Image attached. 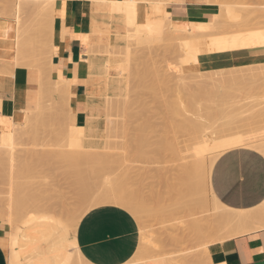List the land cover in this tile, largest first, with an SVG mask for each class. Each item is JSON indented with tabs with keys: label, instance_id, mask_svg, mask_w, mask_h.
Masks as SVG:
<instances>
[{
	"label": "bare ground",
	"instance_id": "1",
	"mask_svg": "<svg viewBox=\"0 0 264 264\" xmlns=\"http://www.w3.org/2000/svg\"><path fill=\"white\" fill-rule=\"evenodd\" d=\"M21 3H19V4H22V3H27V5H28V2L29 1H31V2H35L34 4H32V5H34L35 6V4H39V6L41 5V7L40 8H42L41 9V18L44 20V19H47V22H48V24H47V26L49 25V32H48V30H47V32L49 33V34H51L50 32H51V29H53L52 28V25L54 24H52V22H53V12H54V8H55V3L57 2L56 0H19ZM22 1H24V2H22ZM108 0H102V2L103 3H108L107 2ZM111 1V3H110V5H111V7H112V10H113V12L114 13H118V14H122V15H124L125 17H132L133 15H136V17L138 18V22L139 23H141V27H140V32L139 33H137V37L136 38H134V39H132V38H130V36L129 35H125V37L126 38H124V40H125V44H123V45H115V44H111V43H108L107 45V49L103 46V48H100V46H99V48L100 49H98V54H103V53H101L100 51L102 50V49H104V50H102V52H104L105 51V53L103 54V56L104 57H99L98 55L96 56V54H97V52H96V48H98V47H96L94 50H95V52H93V48H94V46L93 47H91V50H89V48H88V50H89V52L88 53H90V55L91 54H95V60H93L92 61V64H91V72L92 73H94L93 74V77H91V80H90V87H89V91H88V94H89V105H88V114H87V120H86V124L88 123V122H90V121H94V122H96L94 125H91L89 128H87V129H84L83 131H81V132H76V133H71V130H69V128L67 127L68 126V124H67V126H66V124H65V126L63 127L62 126V124H63V122H65V120H63V119H61V120H63V121H60L62 124H61V128H60V124L58 125V123H60V122H58V123H56V125L57 126H59V128L61 129V131L59 132L58 131V136H60V135H62L61 137H59V140L61 141V140H63L64 142H65V144L63 143V145H66L67 143L68 144H70V146H72L73 148H75L74 150L73 149H63V150H61V152H57L59 155L58 156H60V157H62L61 159H63V160H65L66 162H71L70 164H71V167H73V172L72 171H70V170H72V169H66L67 171L69 170L70 171V177L68 176V174L69 173H66V170H65V174L64 175H67L68 177H69V180L70 179H73V178H71V174H73L74 173V167H76L75 168V174L74 175H76L75 176V181L73 182V184L71 183V181H70V185H72L71 186V189H72V192H73V195H75V198H74V196L72 197L75 201H69L68 202V199L67 200H62L61 202L60 201H58V202H60L61 204H62V207H61V204L59 205L60 206V209L61 210H59V208L58 209H56V211L57 210H59V211H62L61 212V215H60V217H61V219L60 220H56V219H53V218H51V219H49V220H51L53 223H55V224H58V226H60L62 229H65V231H66V233H67V235H66V237H61V248H62V250H67V248H69V247H72L73 248V251H76L77 252V254H78V256L76 257V259L74 258V256L73 255H67L68 254V252H67V254L66 253H63V256L61 257V258H59L58 260H56V259H54V257H50V258H46L45 260H44V264H89L87 261H85L84 259H83V257H82V255H81V253L79 252V250H78V248H77V242H76V229H77V226H78V224H79V222H80V220L82 219V217L88 212V211H90L92 208H95V207H98V206H101V205H106V204H112V205H116V206H120V207H123V208H125V209H127L128 211H130L135 217L137 216L139 219H140V221H141V223L143 224L144 222H145V220L146 219H148V218H150L151 220H153V219H155L156 220V218H159V222L157 221L156 223H160L161 224V222L163 223V220H165L167 217V219L169 220L171 217L173 218V220H174V216L175 215H177L178 217H180V215H179V213L181 212V214L183 215L184 214V212H185V214L183 215V216H185V218H186V215H189L190 216V214L192 213H190V211H199V213L201 214V213H205V211H206V208L208 207V205L210 204V200H209V204H207L206 205V203L208 202H206L205 201V199L203 198V191H204V187H205V184H207L208 183V186H209V194H210V199H211V201H212V203L214 204L213 206H215V209H213V210H215L214 212H213V216H214V218H213V220L212 221H210L209 222V224H206V225H203V224H201L200 222H199V220L201 221V219H196V217H195V212L193 213L194 215H192V216H194L195 217V219L194 220H192L191 221V219H192V217L190 218V221H188V220H186L187 221V223H189L190 222V226H189V224H185L184 223V221L182 222L183 224H185L186 225V228H187V226H189V228H185L184 230H185V232H183V229H182V231L181 232H183V236H184V234L186 233V231L189 229V233L187 234V239L186 238H184V239H186V241H190V243L191 242H193V245H194V243L197 245V247L200 249V251L203 249L205 252H207L208 251V249H207V244H209V243H216L217 241H220L221 239H225V237L224 236H226V239L227 238H232V237H235V236H238V235H242V234H244V233H247V232H250V231H252V230H255V229H260V228H264V203L263 204H261L260 206H258V207H256V208H253V209H249V210H233V209H231V208H228L227 206H225V205H223L217 198H216V196H215V194L213 193V191L211 190V187H210V174H211V169H212V166H213V164H214V162H215V160H216V158L220 155V154H222V152H224L225 150H227V148L230 146V142H228V139L233 135V134H231L229 131L232 129V127H233V125H235L237 122H238V119L240 118V117H242V115H241V113L242 112H240V113H238L237 112V108H236V113H238V115L240 116H238V118H237V120H236V118L235 117H237L236 115L237 114H235L234 116H233V114H234V112L235 111H233V114L232 113H229V110H228V108L229 107H231V106H229V105H227V104H224V103H222V104H220V102L218 101V105H217V107H212V108H206V109H204V108H202V107H199L198 106V103H195V104H197V107H195V104H192L191 103V99H188L187 98V100H188V104H189V102L191 103V106L193 105V110H191L192 108H189L190 107V105H189V107H188V105H186V103H185V105H186V107H188V109H189V113H191L190 115H187L186 116V118L184 117L185 115H186V113H185V115H183L182 114V117H184L185 119H183V120H180L179 121V123L178 124H174L173 123V126H172V123H171V126L172 127H174V128H176L175 130L176 131H174L173 130V132H174V135H176V142H173V137L172 138H169L168 136H167V138H169L168 140H166V139H164V140H166L165 142H164V145L166 144V145H168V143L170 144V145H172V143H170V142H173V143H175L173 146H172V151H173V153L176 155V157L177 158H181V159H187V161H185L183 164H182V166H181V168L177 171V173L178 174H176V176H177V182H175V183H178L177 185H175V186H180V187H178V189L176 188V187H174V181H176L174 178H173V176H175V175H173L172 174V179H169V180H172V181H169L171 184L172 183H174L172 186H170L169 187V183L168 184H164L163 182H162V184H164L165 186H167V187H165V186H163L162 188L164 189V187L166 188V190H167V188H168V191H161V188H159L160 186H162V184L160 185L159 184V182L160 181H158V184H159V187H157L158 186V184H157V188L154 186V184H153V187L152 188H144V186L146 185V183H145V185H143L142 187H143V189H145L144 191H147L148 189L150 190H154L153 188L155 187V189H156V191H153V192H155L154 194H153V192L151 193V190H150V196L149 195H147L145 192H141V190H139V192H137V190H135L136 188H140V186L142 185V184H139L140 183V180L138 181V182H135V181H137L136 179H134V177L133 176H131L130 177V175H128V172L125 174L126 176H128V177H126V176H123V177H121L120 175H118V171L121 169L120 168V165L122 164L123 166H121V167H123V170H124V168H126L125 167V164L127 163L126 161V163L124 164L122 161H118V163H120L119 165H117V163H116V156L114 155V157L113 158H115V162L114 163H116V164H114V163H111L110 165H112V164H114V165H112L111 166V168L113 169V171L115 170V168H116V171H117V174L116 175H114V172H116V171H114V172H110L109 174H103V172H102V174H101V170H103L104 168H105V165H104V167H103V164L104 163H102V169L100 170V165H99V168H98V170H100V171H98V173H96L97 171H96V169H92V168H94V167H96L97 168V166H94L93 164L94 163H100V162H104V157H105V155L103 156V154L106 152L107 153V150L106 151H104V150H101V151H104V153H102V152H100V151H95V149H94V151L93 150H91V148L90 149H87V147H86V145H85V143L86 144H89L90 143V139H93L94 137H97V136H99L98 135V131L96 130L97 128H98V125L99 126H101L102 124H105L104 125V128H107V129H110V127L108 126L110 123V126L112 125V123H113V119H111L112 118V116L114 117V116H117V118H118V116H120L119 114H122V113H124L125 115H127V113H129L128 111H130V109H132L133 110V108L135 107V113L136 112H138L139 113V110H138V108H136V105H137V103L139 104V102H142V100H143V98H144V102L146 103V100H145V97H142L143 95L142 94H140V96L142 97H138V98H140L141 99V101L139 100V102H134L133 100H134V98H135V96H133L134 98H133V100H131L132 99V97H130L129 98V100H131V101H133L134 102V104H136V105H134L133 103L131 104V101H129L128 100V98H127V94H129V93H127L126 91H128V89H126V87L129 85L128 84V80H129V78H130V76H131V81H132V77L134 78H137V79H135L136 80V82H137V84L139 83L140 84V86H143L144 85V83L146 82L144 79H143V76H141L142 78L141 79H139V77H136L137 75L136 74H140V72H142L141 70H139L141 67L143 68V65H144V63L145 62H147V60H142L141 58H139V56H138V58L139 59H141L140 61H139V63L140 62H144L143 63V65H141V64H138V63H136V62H138V61H136L135 59L137 58V56H135V59H133L134 60V62H133V64H138V65H140L141 67L138 69L137 67H139L138 65L136 66V64L135 65H132V56H131V53L133 52V50L135 49L136 51H137V48L135 47H133V49H132V46H133V43H140V42H143V41H148V34H152V33H154L153 32V30H154V28L152 27L153 25H157L158 26V29H157V31L158 32H160L161 33V36H162V40H165V43H167L168 45L167 46H169V44H170V40L171 39H174V38H182V39H185V40H187V42H189V40L188 39H190V38H194V37H196V36H198L199 34H201V32H203V34H211L212 33V31L213 30H215V29H218V28H220L221 26H222V23H221V26H220V21L222 20V18H221V20L219 21V17H220V15L219 14H214V15H212L211 16V19H210V21H207V22H203V23H195V22H193V23H189V22H187V21H176V20H174L173 18H172V14L170 13V12H168L166 9H165V12H164V14L162 15V17H161V20H150V21H147L146 19L148 18V17H151V16H153V17H155V11H154V9H153V7L154 6H156V2L157 1H155V0H152L154 3H153V7H152V9H151V11H150V13L148 14L147 13V11H146V18L144 19V20H139V14H140V10L137 12L136 11V8L137 7H141V4H142V2H146V1H148V0H110ZM161 1H166V2H168V0H161ZM169 2H170V0H169ZM30 4V3H29ZM151 4V3H150ZM26 5V4H25ZM21 6V5H20ZM20 6H18V7H20ZM29 6V5H28ZM27 6V7H28ZM31 6V5H30ZM34 6H33V8H34ZM21 8V7H20ZM29 8H31V7H29ZM28 8V9H29ZM35 8H37V7H35ZM27 9V8H26ZM39 9V8H38ZM20 10V9H19ZM30 10V9H29ZM33 10V9H32ZM150 10V9H149ZM21 11V10H20ZM26 12V11H25ZM137 12V13H136ZM136 13V14H135ZM229 13H233L232 11H229ZM20 14V13H19ZM26 14H28V13H26ZM33 13H31L30 14V16L32 15ZM29 15V14H28ZM39 15V14H38ZM231 15H234V14H231ZM17 16H20V15H17ZM249 16V15H248ZM234 17V16H233ZM19 18V17H18ZM154 19H156V18H154ZM251 19V18H250ZM249 19V20H250ZM35 21V20H34ZM31 22H32V20H31ZM92 22V21H91ZM96 22V21H95ZM222 22V21H221ZM20 23H21V21H20ZM34 23V22H33ZM250 23V22H249ZM259 23V22H258ZM258 23H256V24H258ZM36 24V23H35ZM31 25V24H30ZM33 25V24H32ZM46 26V27H47ZM220 26V27H219ZM18 27V26H17ZM22 27V26H21ZM20 27V28H21ZM30 28H31V26H30ZM258 28V27H257ZM18 29V28H17ZM22 29V28H21ZM25 29V28H24ZM35 29H37V27H35ZM45 29V28H44ZM259 29H262V27H260ZM31 30V29H30ZM33 31V34H34V32H36L37 30H34V28L32 29ZM39 30V29H38ZM15 31V30H14ZM24 31H26V30H24ZM54 32V31H53ZM3 33H4V35H6V33H5V28L3 29ZM17 33H18V31H17ZM45 33V32H44ZM43 33V34H44ZM15 33H13V38H14V36H16V35H14ZM31 34V33H30ZM42 34V32L41 33H39V36H42L43 35ZM46 34V33H45ZM36 35H38V33H36ZM47 35V34H46ZM52 35V34H51ZM27 36V35H26ZM30 35H28L27 37H29ZM54 36V35H53ZM233 36H235V35H229V37L231 38V37H233ZM12 37V36H11ZM47 37V36H46ZM46 37H45V35H44V37L43 38H45L46 39ZM51 37V36H50ZM229 37L227 36V37H224V39H225V41H226V38L227 39H229ZM239 37V38H238ZM236 36V38L238 39V40H236V41H232V42H226V44H225V47H224V49L225 50H229V51H235V50H242V49H251V50H255V49H261L262 51H263V53H264V32L262 33L261 31H259V32H255V33H251V34H247V35H242V36ZM1 38V37H0ZM38 38V37H37ZM36 38V39H37ZM40 38V37H39ZM42 38V39H43ZM223 38V37H222ZM235 38V39H236ZM7 39H9L8 37H7ZM12 39V38H11ZM21 39V38H20ZM23 39V38H22ZM24 39H26V38H24ZM31 39H32V37H31ZM34 39V36H33V40H35V42H37V44L40 46V43H41V41H40V43L38 42L39 41V39ZM41 39V40H42ZM44 39V40H45ZM50 39V38H49ZM51 39H52V37H51ZM223 39V40H224ZM232 39H234V37L233 38H231V40ZM43 41V40H42ZM50 41V40H49ZM53 41V40H52ZM166 41H168V42H166ZM220 39L218 40V44L220 43ZM18 42V41H17ZM23 42H24V40H23ZM22 42V43H23ZM29 42V41H28ZM26 44V43H25ZM32 44H33V41H32ZM37 44H36V46H37ZM42 44V43H41ZM43 44H45V42H43ZM43 44H42V48H43ZM49 44V43H48ZM145 44V43H144ZM189 44V43H188ZM217 44V43H216ZM224 44V43H223ZM34 45H35V43H34ZM47 45V44H46ZM89 45V44H88ZM136 45V44H135ZM134 45V46H135ZM143 45V44H142ZM141 45V46H142ZM171 45V44H170ZM17 46V45H16ZM23 46V45H22ZM35 46V47H36ZM122 46V47H121ZM137 46V45H136ZM145 46V45H144ZM144 46H142V47H144ZM181 47V48H179V47ZM178 46H176V49L178 48L179 50L180 49H185V47H183L182 45H178ZM217 46H219V45H217ZM224 46V45H223ZM28 47H29V45H28ZM34 47V46H33ZM34 47V48H35ZM141 47V48H142ZM170 47V46H169ZM173 47V46H172ZM40 48V47H39ZM52 48V47H51ZM138 48H140V46L138 47ZM140 48V50H138L137 52H141V49ZM167 48V47H166ZM173 48H175V47H173ZM173 48H171V50H173ZM202 48H203V51H201L204 55H208V57H205V59H206V61H204V59L203 58H198V59H195V61L197 62H195L194 60H189V64H190V61H193V63L195 64H193V63H191L190 65L191 66H194V67H198L199 69H196V71L199 73V74H201L200 76H196L197 77V79H198V82H197V84H195V85H198L199 86V89L201 88L202 89V91L204 90L203 88H208L209 90H207L206 89V91H205V94H207L208 93V91H209V93H210V95L209 94H207V96L208 97H210V100L212 101H210V100H207V97H206V102L207 101H210L211 103H213L214 101L212 100V97L214 98V95H216L215 93H213V92H210V90L215 86V85H219V83H225L226 81L225 80H228V79H231V78H233V77H228L227 78V74L226 75H224V77H223V75H222V72H225V70L223 71L222 70V72H221V74H219L220 76L218 77V76H216L215 74H212V73H218V72H220L221 70H220V68L222 67H219L220 65H221V63H219L220 61H218L219 60V56H216V54H215V56L214 55H211V54H213V53H217L218 51H217V48H216V46H214V45H209V44H206V45H204L203 47L201 46V50H202ZM41 49V48H40ZM218 49H220V48H218ZM58 50V49H57ZM100 50V51H99ZM134 50V52L132 53V55L134 56V54H136L137 55V52ZM175 50V49H174ZM222 51L221 52H223V47H222V49H221ZM40 51H42V50H40ZM45 51V50H44ZM46 51H48V52H50L49 51V49L48 50H46ZM167 51H169V49L167 48ZM182 52H183V50H181ZM181 51H177L178 53L180 52V54H181V56L183 55L182 53H181ZM199 51V53H200V49L198 50ZM220 51V50H219ZM52 52V51H51ZM100 52V53H99ZM226 52V51H225ZM201 53V54H202ZM42 54V53H41ZM41 54H40V56H41ZM46 54H47V52H46ZM45 54V55H46ZM48 54H50V55H48V58L47 59H51V54L52 53H48ZM53 55V54H52ZM139 55V54H138ZM179 55V54H178ZM47 56V55H46ZM148 56H150V55H148L147 54V57L146 58H151V57H148ZM184 56V55H183ZM42 57V56H41ZM141 57V56H140ZM43 58V57H42ZM52 58H53V56H52ZM153 58V57H152ZM184 58H185V56H184ZM46 59V58H45ZM154 59V58H153ZM186 59V58H185ZM52 60V59H51ZM156 59H154V62H156L155 61ZM187 60V59H186ZM41 61V60H40ZM136 61V62H135ZM148 61H150V59L148 60ZM43 62V61H42ZM47 62V61H46ZM50 62V61H49ZM54 62V61H53ZM112 62H116L117 64L115 65V68H112L113 70H117V75L118 76H122V77H118V78H113L112 80L110 79V78H108L107 76H105L106 75V73L108 74L109 72H110V67H111V63ZM152 63H153V61H151ZM186 62H188V61H186ZM186 62H185V64H186ZM51 63V62H50ZM149 63V62H148ZM48 65H46V66H49L50 64L49 63H47ZM189 64H187L186 66H190ZM147 65V64H146ZM149 65V64H148ZM153 66H151V68L153 67V68H155V70H156V68H159V66L157 67V66H155L154 67V65H156L155 63L154 64H152ZM158 65V64H157ZM160 65V64H159ZM133 66V67H132ZM173 66V65H172ZM171 66V67H172ZM136 67V68H135ZM148 67V66H147ZM250 67H252V66H250ZM43 68H44V66H43ZM48 68V67H47ZM136 69H138V70H136L137 72H135V70ZM149 68V67H148ZM191 68V67H190ZM218 69V70H216V69ZM249 67H247V69H248ZM264 68V67H263ZM145 69V68H144ZM143 69V70H144ZM210 69H212V70H210ZM222 69H223V67H222ZM234 69H236V67H234ZM245 69V68H244ZM253 69V71H257L256 69L257 68H252ZM251 69V70H252ZM258 69H259V66H258ZM45 70H47L46 68H45ZM158 70V69H157ZM159 70H160V68H159ZM163 70V69H162ZM194 70H195V68H194ZM220 70V71H219ZM239 70H242V69H239ZM260 70V69H259ZM259 70H258V72H257V74H255L256 76L259 74V76H261L262 74H260L259 73ZM140 71V72H139ZM144 71H147V72H149L148 71V69H146V70H144ZM152 71V70H151ZM166 71V70H165ZM237 71V70H236ZM247 72H248V70H246ZM245 71V72H246ZM250 71V70H249ZM253 71L252 72H250L249 74H248V77L249 78H251V75L253 76L254 75V73H253ZM261 71V70H260ZM42 72V71H41ZM139 72V73H138ZM146 72V73H147ZM161 72V71H160ZM163 72V71H162ZM167 72H169L168 70H167ZM244 72V71H243ZM245 72H244V74H245ZM246 72V73H247ZM264 72V71H263ZM59 73V72H58ZM136 73V74H135ZM152 73H153V71H152ZM166 73V72H165ZM226 73V72H225ZM251 73H253V74H251ZM43 74V76H41ZM144 74H145V72H144ZM148 74V73H147ZM166 74H168V73H166ZM239 74V73H238ZM38 75V74H37ZM41 75H40V77H43V82L42 81H40L41 83H40V86H41V88L40 89H43V91H42V93H40V96H39V100H40V104H39V106L36 108V109H27V111H17L15 114H14V116H12V117H8V116H3V115H1L0 114V119H2L4 122L6 121L10 126H11V130L9 131H6V130H4L3 128H4V125L3 124H0L2 127H0V128H2V130H3V132H1L2 133V135H0L1 136V141H0V162H2L3 163V167H4V165L7 167V168H5L4 170H6L7 169V171L9 170V172H10V174H9V172H8V175H10V177H8V178H10V181H9V196H8V199H7V202L6 203H4L3 205H2V208H0V222H5L6 224H9V225H14L15 224V222H16V220L19 218V217H21V216H23V215H25V214H27V215H34V213H35V215L37 214L38 215V213H37V210H42V209H44V208H50L49 206H50V204H52V205H56V203L55 202H57V201H55V200H53V199H56V193L55 192H51V194L53 195V194H55V196L53 195V196H51V195H48V194H50V190L51 189H49L50 187H48V185L47 184H45V183H40L41 182V180H40V182H37V180L35 181V174L37 173V172H39V171H37V170H39V163L40 162H38V166L37 165H35L34 163H33V161H32V159L34 160V162H35V159L37 158V160H38V157H40L41 155H40V153L42 152V150L41 151H35V153H36V155L34 156V153L32 154L33 155V157H32V155H29L30 153H28L27 151H26V153H27V155L25 154V159H28V158H26V156L28 157V156H30L31 158H29L27 161H29L30 159V162H32V164H30L29 162L28 163H26L27 161L24 159L23 160V157L24 156H20L19 158H20V160H19V158L16 156L17 155V153H16V146L19 144V142H20V139L22 138L23 139V137H24V135H22L21 136V138H19V134L21 135L22 133H24V130L26 131L27 130V128H31V127H33V126H37V124L39 123V122H44L43 120L45 119V114L47 115V113H46V110L48 109V104H49V101H48V103L45 101V98H47V96H48V94H50V96H51V93H52V99L54 98V96H56V94L57 95H59V98H60V96H61V98H66L68 101H69V99H71L70 98V96H71V91H70V89H71V86H70V80H68V79H66V78H64L63 77V75L60 73L59 74V77H58V79H56V80H52V72H51V68H48V70L46 71V72H42L41 73ZM44 75H47V76H44ZM100 75H102V76H100ZM109 75V74H108ZM132 75H134V76H132ZM149 75H150V72H149ZM153 75H155L154 77H153ZM156 75H157V78L159 77L160 78V80H161V75H159V74H152L151 76H149L150 78L151 77H153L154 79H155V77H156ZM159 75V76H158ZM172 75V74H171ZM193 75V74H192ZM194 75H197V74H194ZM218 75V74H217ZM147 76V75H146ZM187 76V75H186ZM191 76V75H190ZM243 76V75H242ZM258 76V78H261V77H259ZM14 77V76H13ZM163 77H166V76H163ZM172 76H170L169 78H171ZM174 77V76H173ZM245 77H246V80H245V82L246 81H250L249 79L247 80V76L245 75ZM150 78H148V79H150ZM159 78H158V80H159ZM236 78V77H235ZM239 78V77H238ZM254 77H252V79H253ZM26 79V78H25ZM140 80V81H137V80ZM144 80L143 82H141V80ZM146 79V78H145ZM153 79V80H154ZM171 79H173V78H171ZM181 79H184V81L183 80H181ZM237 79V78H236ZM241 79H245V78H241ZM256 79V78H255ZM254 79V80H255ZM263 79H264V77H263ZM15 80V79H14ZM41 80V79H40ZM73 80V79H72ZM135 80H133V81H135ZM150 80H152V78L150 79ZM149 80V81H150ZM157 79H155V83L154 84H157L158 83V87L156 86V88L155 87H153L154 86V84L152 85V83H153V81H150L151 82V88H153L152 89V91L153 92H155V90H161L163 87H166V89L167 88H170L169 87V85H167L168 84V82H167V84L165 83V81L162 79V82H161V84H160V80L158 81ZM174 80V79H173ZM172 80V81H173ZM180 80L184 83H186V81L188 82V83H190V82H192L191 81V77L189 78V76L186 78H181L180 77ZM34 81V80H33ZM74 81V80H73ZM75 81H77L76 79H75ZM130 81V82H131ZM181 81H179V82H181ZM228 81H231V80H228ZM239 81V80H238ZM256 82H257V79L255 80ZM263 81V80H262ZM262 81L260 82L262 85H264V81H263V83H262ZM16 82V81H15ZM30 82V81H29ZM100 82L102 83L103 82V84H102V87H103V89H104V91H103V93H102V95H105L104 96V98L107 96V99L105 98V102H103V106H101V102L97 99V97H96V95H95V93L97 92V88H98V86H99V84H100ZM129 82V83H130ZM157 82V83H156ZM181 82V83H182ZM236 82H237V80H236ZM240 82V81H239ZM259 82V81H258ZM257 82V83H258ZM24 83V82H23ZM31 83V82H30ZM29 83V84H30ZM73 83V82H72ZM141 83H143V85H141ZM164 83V85H162ZM182 83V84H183ZM185 83H184V85H185ZM193 83V82H192ZM34 84H36V83H34ZM137 84L135 85V86H137ZM187 84V83H186ZM228 84H230V83H228ZM247 84V83H246ZM252 84V83H251ZM250 84V85H251ZM256 84V83H255ZM259 84V83H258ZM37 85V84H36ZM147 86V87H144V86ZM145 85L143 86L144 87V89H143V87H141V90H142V93L143 94H145L144 93V91L146 92V90L147 91H149L148 93H152V95L151 96H155L156 95V97L158 96L159 97V94L157 95V94H155V93H157V91L153 94V92H150L151 91V89H149L148 88V84L147 83H145ZM161 85H162V88H161ZM166 85V86H165ZM180 85V84H179ZM183 85V86H184ZM190 85V84H189ZM211 85H212V87H211ZM231 85V84H230ZM241 85V84H240ZM249 85V86H250ZM134 86V87H135ZM139 86V85H138ZM137 86V88H138V90H137V88H136V90L138 91V93H139V91H141L140 90V88ZM160 86V87H159ZM168 86V87H167ZM181 86V85H180ZM190 86H192V85H190ZM190 86H188V88L190 87ZM210 86V87H209ZM221 86V85H220ZM232 87H233V85H231ZM238 86V85H237ZM249 86H248V88H249ZM252 86H253V88H254V85L252 84ZM258 86V85H257ZM86 87V86H85ZM133 87V85H132V83H131V87L130 88H134ZM175 87V86H174ZM185 87V86H184ZM193 87H195L194 86V84H193ZM225 87V86H224ZM239 87V86H238ZM237 87V88H238ZM259 87H260V85H259ZM264 86H262V88H263ZM129 88V89H130ZM135 88L134 89H131L130 91H134L135 90ZM154 88H155V90H154ZM159 88V89H158ZM192 88V87H191ZM191 88H189V90L190 91H192V89ZM230 88V87H229ZM237 88H235L236 90H237ZM247 88V89H248ZM257 88V87H256ZM149 89V90H148ZM165 88H164V90H161V91H166L165 92V94L163 93V95H165V96H167V95H169L170 96V94L168 93V92H170V90L171 91H173V93L175 94L174 95V98L175 97H178V95H181L182 97H183V95L181 94V92H179V94L177 93L178 91H182L183 92V90L182 89H178V91H176V92H174V90H172V89H167L166 90ZM184 89V88H183ZM198 89V88H197ZM216 89V88H215ZM223 89V88H222ZM228 89V88H227ZM261 89V88H260ZM123 90V92H124V95H123V97H122V94L120 93L121 91ZM144 90V91H143ZM217 90V89H216ZM229 90H231V89H229ZM239 90V89H238ZM241 90V89H240ZM249 90V89H248ZM259 90V89H258ZM15 91V90H14ZM132 91V94H130V96L131 95H133V94H136L137 93V91H135V93ZM160 91V92H161ZM211 91H213V89L211 90ZM220 91V90H219ZM251 91L252 90H250L249 91V93L252 95V93H251ZM254 91H256V90H254ZM253 91V92H254ZM260 92L262 91V89L261 90H259ZM259 91H257V93L259 92ZM196 92V91H195ZM194 92V93H195ZM223 92V91H222ZM225 92V91H224ZM228 92V91H227ZM245 92V91H244ZM259 92V93H260ZM54 93V94H53ZM127 93V94H126ZM131 93V92H130ZM141 93V92H140ZM147 93V94H148ZM171 93V92H170ZM173 93H171V94H173ZM189 93H191V92H189ZM204 93V92H203ZM211 93H213L214 95H211ZM259 93L258 94H256V95H259ZM262 93H264V92H262ZM47 94V95H46ZM121 94V97L122 98H116V97H118V95H120ZM126 94V95H125ZM150 94H148V95H150ZM167 94V95H166ZM178 94V95H177ZM192 94V93H191ZM196 94V93H195ZM205 94H204V96H205ZM237 94V93H236ZM239 94H240V92H239ZM248 93L246 92V95H247ZM255 94V93H254ZM115 96V98H113L112 96ZM138 95V94H137ZM162 95V96H163ZM197 95H198V93H197ZM217 95H219V94H217ZM221 95V94H220ZM233 95V94H232ZM249 95V94H248ZM264 95V94H263ZM145 96V95H144ZM168 96V97H169ZM188 96L189 97H191L192 95H190V94H188ZM212 96V97H211ZM223 96H225V95H223ZM240 96H242V94H240ZM49 97V96H48ZM51 97H49L50 99H51ZM109 97V98H108ZM168 97H166L167 99H168ZM182 97L180 98V96H179V98H180V100H183L182 99ZM217 97V96H216ZM226 97H228V96H226ZM237 97H239V95L237 96ZM262 98H263V96H261ZM48 98V99H49ZM160 98H162L163 99V101H165V103H167L168 104V101L166 102V100H164V98L163 97H161L160 96ZM173 98V97H172ZM172 98H169V99H172ZM191 98H193V96L191 97ZM218 98V97H217ZM222 98H224V97H222ZM240 98H242V97H240ZM245 98V97H244ZM260 98V97H259ZM51 99V100H52ZM55 99V98H54ZM66 99H64L63 101H65V103H66ZM154 99H156L155 97H154ZM161 99V100H162ZM194 99L196 100L197 98H195V96H194ZM216 99V98H215ZM226 100L227 99H229V98H225ZM225 99H224V101H225ZM254 99H256V96H255V98ZM253 99V100H254ZM258 99V98H257ZM256 99V100H257ZM56 100V99H55ZM135 100H137L136 98H135ZM137 100V101H138ZM201 100V99H200ZM200 100H198V102L200 101ZM205 99H202V101H204ZM219 100H220V98H219ZM246 100H248V99H246ZM62 101V100H61ZM67 101V102H68ZM158 101H159V99H158ZM176 101H177V103H178V98H177V100H176V98H175V101H173V102H175V103H173L172 101L171 102H169V104L170 105H167L166 104V106H171V103H173L172 104V109H173V111H174V108H175V106H173V105H175L176 104V106H177V103H176ZM197 101V100H196ZM221 101V100H220ZM238 101V100H237ZM240 101V100H239ZM258 101H260V100H258ZM46 102V103H45ZM57 102V101H56ZM86 102V101H85ZM162 102V101H161ZM181 102V101H180ZM184 102V101H183ZM183 102L182 103H180V104H178V106L179 105H181L182 106V104H183ZM186 102V101H185ZM206 102H204V103H206ZM216 102H217V100H216ZM243 102V101H242ZM263 102V101H262ZM2 103V102H1ZM54 104L55 102H50V107H51V104ZM58 103H59V101H58ZM62 103V102H61ZM64 103V102H63ZM87 103V102H86ZM144 103V104H145ZM159 103V102H158ZM157 103V104H158ZM164 103V102H163ZM163 103H162V106L164 107L165 105H163ZM164 103V104H165ZM201 103V102H200ZM203 103V102H202ZM203 103V104H204ZM249 103V102H248ZM264 103V102H263ZM262 103V104H263ZM52 104V105H53ZM57 104V103H56ZM56 104L55 105H53V107L54 106H56ZM144 104L143 105H137V106H140V111H141V107H144ZM148 104V103H147ZM229 104V103H228ZM238 104V103H237ZM261 104V102L260 103H256L254 106H256L257 105V107H259L260 106V112L259 113H261V115L259 114V113H255V115L253 114V116L250 114V113H253L252 112V110H250V109H252V108H250L252 105H251V103H250V107H247L248 108V110L249 111H251L248 115H250L251 117H252V119H255V118H257L258 116V114H259V118L258 119H256V121L258 120V123H259V132H261L262 130H263V125H260V121H264V119H263V117H264V105L263 106H261L260 105ZM2 105V104H1ZM58 105V104H57ZM61 105V104H60ZM66 105V104H65ZM133 105V106H132ZM149 105V104H148ZM147 105V106H148ZM184 105V104H183ZM62 106V105H61ZM64 106V105H63ZM159 106V105H158ZM229 106V107H228ZM240 106V105H239ZM238 106V108H241V107H239ZM49 107V108H50ZM53 107H51V109L53 108ZM57 107H59V106H57ZM56 107V108H57ZM65 107V106H64ZM132 107V108H131ZM159 107H161V106H159ZM159 107H158V109H159ZM171 107H170V109H171ZM180 107V106H179ZM182 107H184V106H182ZM185 107V108H186ZM233 107H234V104H233ZM235 107H237V106H235ZM246 106H244V108H245ZM54 109V111L53 110H50V109H48V110H50L51 112L53 111L54 113L56 112V110L57 109ZM61 108H63V107H61ZM148 108V107H147ZM165 109L167 108V107H164ZM184 108V109H185ZM0 109H1V106H0ZM63 109H65V108H63ZM62 109V110H63ZM150 109V108H149ZM165 109H163L162 108V112H163V110L165 111ZM169 108L168 109H166L167 111L168 110H170ZM171 109V110H172ZM181 108H177V110H180ZM184 109H181L182 111L184 110ZM229 109H231V108H229ZM242 109V108H241ZM240 109V110H241ZM59 110H60V108H59ZM61 110V111H62ZM103 110V111H102ZM143 110V109H142ZM145 110V111H144ZM144 110H143V112H145V113H143L142 111V113L144 114V115H146L147 113V111H146V109L144 108ZM151 110V109H150ZM161 110V109H160ZM170 110V111H171ZM175 110H176V108H175ZM176 110V112L178 113V111ZM180 110V111H181ZM186 111H187V109H185ZM245 110V109H244ZM254 110H256V108H254ZM1 111V110H0ZM66 111V110H65ZM100 111H102L103 113H104V118L106 119V122L105 123H102L101 122V120H97L98 118H97V113L98 112H100ZM164 112V117L167 115V113H168V115H169V111L168 112ZM173 111H171L170 112V114L171 115H174V117H176V119H177V117H178V115L180 114L181 115V113H179V114H176V113H172ZM242 111H243V109H242ZM257 111V110H256ZM255 111V112H256ZM52 112V113H53ZM58 112V111H57ZM60 112V111H59ZM72 112H73V110H72ZM121 112V113H120ZM134 112H131L132 113V115L131 116H133L135 113ZM140 112V113H141ZM175 112V111H174ZM231 112V111H230ZM66 113V112H65ZM102 113V114H103ZM134 113V114H133ZM138 113H136L135 115H136V117H137V119L135 120V121H139V118H140V120H141V116H143V114L141 113V114H139V115H141L140 117H139V115H138ZM187 113H188V111H187ZM188 113V114H189ZM248 112H247V110H246V114H247ZM17 114H19L20 116L17 118L16 117V115ZM49 114H51L50 112H49ZM56 114V113H55ZM60 114H61V112H60ZM68 113H66V115H67ZM166 114V115H165ZM243 114H245V112L243 113ZM52 115V114H51ZM54 115V114H53ZM62 115H64V114H62ZM73 115H74V113H73ZM99 115V114H98ZM129 115H130V113H129ZM128 115V116H129ZM135 115H134V117H135ZM147 115H149V114H147ZM167 115V116H168ZM171 115H169L168 117L169 118H167V119H165L164 118V120L166 121H168L169 119H170V116ZM176 115V116H175ZM247 115V116H248ZM48 116V115H47ZM46 116V118H48V122L49 121H51L52 122V120H49V118L50 117H47ZM58 116V114L56 115V117ZM75 116V115H74ZM84 116H86V115H84ZM123 116V115H122ZM131 116H129L128 118L130 119V120H132V117ZM246 116V115H245ZM246 116V117H247ZM255 116H257V117H255ZM260 116H262V120L260 119ZM53 117V116H52ZM55 117V118H56ZM59 117H60V115H59ZM62 117V116H61ZM64 117H65V115H64ZM98 117H100V116H98ZM131 117V118H130ZM139 117V118H138ZM146 117V116H145ZM149 116H147V122L150 124V121H151V119L150 118H148ZM181 117V118H182ZM234 117V118H233ZM244 117V116H243ZM245 117V118H246ZM249 117V116H248ZM247 117V118H248ZM253 117H255V118H253ZM67 118V117H66ZM117 118H116V121H114V123L113 124H115V122H117ZM143 118L144 117H142V120H143ZM180 118V116H179V119H181ZM50 119H52V118H50ZM58 119V118H57ZM69 119V118H68ZM103 119V118H102ZM127 119V118H126ZM129 119L128 120H126V121H128V122H130V123H125L124 125H130V127H131V125H133V124H131V123H135L134 121L132 122V121H129ZM145 119V118H144ZM176 119H173L174 120V122L176 121ZM250 119V117L248 118V120ZM259 119H260V121H259ZM1 120V121H2ZM115 120V119H114ZM133 120H134V118H133ZM142 120H141V122H142ZM149 120V121H148ZM172 119H171V122L173 121ZM234 120H236V121H234ZM240 120H242V119H240ZM239 120V121H240ZM244 120V119H243ZM247 120V119H246ZM59 121V120H58ZM153 121V120H152ZM151 121V123H153V124H151L152 126L153 125H155L156 126V131L157 132H160V130H164V125L165 124H168L167 123V121L165 122V124H163L164 123V121H163V125L161 126V127H163V128H160L159 129V131H158V129H157V125L154 123V122H152ZM181 121H183L182 123H181ZM4 122H0V123H4ZM54 122V121H53ZM56 122H57V120H56ZM140 122V121H139ZM147 122H145V120H144V122H142L143 124L144 123H147ZM178 122V121H177ZM177 122H175V123H177ZM236 122V123H235ZM7 123H5V124H7ZM22 123H24L23 125V128L22 127H17V128H22V129H19V131L17 132V130L16 129H14V127H16L17 125L16 124H22ZM46 122H44V124H45ZM102 123V124H101ZM170 123V122H169ZM42 124V123H41ZM47 124V123H46ZM55 124V123H54ZM117 124V123H116ZM118 124H119V126L118 127H120V123H119V119H118ZM43 125V124H42ZM41 125V126H42ZM49 125V124H48ZM128 125V126H129ZM145 125V124H144ZM146 125H148V124H146ZM150 125V126H151ZM169 125V124H168ZM8 126V125H7ZM39 126V125H38ZM55 126V125H54ZM56 126V127H57ZM113 126V127H112ZM111 127L112 128H116V125L114 126V125H112ZM134 126L135 127H141L140 126V123H139V125L138 124H134ZM133 126V127H134ZM149 126V125H148ZM40 127V126H39ZM46 127V126H45ZM51 127V129L49 128V127H46V128H49L50 130H52L53 128H52V126H50ZM66 127V128H65ZM130 127H129V129H130ZM169 126H167L166 128H168ZM171 127V128H172ZM26 128V129H25ZM59 128L57 129V128H55L54 127V129H57V130H59ZM68 128V131L66 130ZM111 128V130H113ZM114 128V129H115ZM121 128V127H120ZM147 128H149V127H147L146 126V129ZM153 128V127H152ZM152 128L150 127V129H151V131L149 130V129H147V131L149 130L150 131V133L152 132V134H154L156 131H154L153 132V130H152ZM166 128H165V130H166ZM170 128V127H169ZM170 128V129H171ZM10 129V128H9ZM65 129V130H64ZM119 129V128H118ZM135 129H138V128H135ZM143 129V132L141 131V134H140V136H136V134L135 133H132V134H130L131 136L133 135L134 136V134H135V136L137 137L136 139H138L139 140V137L142 139V142H141V140H140V142H141V145L143 144L144 145V143H145V141H147V138L149 139L151 136H152V134H150V135H148L147 136V134H149V131L148 132H146V131H144V128H142ZM260 129H262V130H260ZM106 130V129H105ZM120 130H122V129H120ZM131 130H132V128H131ZM134 130V129H133ZM132 130V131H133ZM28 131H29V129H28ZM27 131V132H28ZM38 131V130H37ZM36 131V132H37ZM64 131V132H63ZM117 131V130H116ZM115 131V132H116ZM127 131V130H126ZM125 131V132H126ZM137 131V130H136ZM168 131V130H167ZM26 132V133H27ZM39 132H41V131H39ZM53 132H55V131H53ZM107 132H109V130H107ZM114 132V133H115ZM120 132V131H119ZM119 132H116V133H119ZM138 132H139V130H138ZM144 132H146V134L144 133ZM161 132L163 133V134H161ZM159 134H161L162 136H163V138L166 136V135H168V133L166 132L165 133V131H161ZM169 132V131H168ZM170 132H172V130L170 131ZM173 132H172V134H173ZM263 132V131H262ZM43 133V132H42ZM61 133V134H60ZM63 133V134H62ZM113 133V132H112ZM115 133V134H116ZM121 133H123L122 131L119 133V135L121 134ZM142 133L144 134V135H142ZM176 133V134H175ZM256 133H258V132H256ZM36 134V133H35ZM60 134V135H59ZM110 134H111V131H110ZM109 134V136H111ZM128 134V135H127ZM166 134V135H165ZM170 134V133H169ZM179 134H185V135H188V140H187V143H186V145H185V147L184 148H182V147H180L179 146V144H178V142H177V136ZM262 134V133H261ZM260 134V135H261ZM57 135V134H56ZM106 135H108V134H106ZM113 135V134H112ZM118 135V134H117ZM130 136L129 135V133H126L125 134V136ZM141 135L143 136V138H144V136L146 135V140L145 141H143V138L141 137ZM161 135H160V137H161ZM165 135V136H164ZM171 135V134H170ZM39 136H41V135H39ZM38 136V137H39ZM45 136V135H44ZM55 135H53V137H54ZM58 136H56L57 138H58ZM116 136V135H115ZM132 136V137H133ZM172 136V135H171ZM256 136V137H255ZM261 136H263L262 138H261ZM260 136V138H258L259 137V135L257 136L256 134H254L253 135V141H258V143H256V144H254L253 146H246V147H250V148H254V149H256V150H258V151H260V152H262L263 154H264V135H261ZM132 137L130 138V139H132ZM37 138V137H36ZM41 138V137H40ZM44 138V137H43ZM105 138H106V136H105ZM125 138V137H124ZM127 138H129V137H127ZM21 139V140H22ZM56 139V138H55ZM130 139H129V141H130ZM136 139H135V143H138L137 141H136ZM17 140H19V142L17 141ZM51 140V139H50ZM100 140H102V139H100ZM111 140V139H110ZM133 140V139H132ZM132 140H131V142H132ZM172 140V141H171ZM53 141V140H52ZM159 141V140H158ZM167 141H168V143H167ZM17 142H18V144H17ZM45 142V141H44ZM127 142V141H126ZM144 142V143H143ZM148 142V141H147ZM150 142H151V138H150ZM150 142H148V143H150ZM55 143V142H54ZM107 143V142H106ZM148 143H146L147 144V146H149L148 145ZM154 143V142H153ZM161 143V144H160ZM108 144V143H107ZM111 144V143H110ZM134 144V143H133ZM152 144V143H151ZM150 144V145H151ZM163 143H162V139H161V141L159 142V145L161 146ZM118 145V144H117ZM116 145V146H117ZM120 145V144H119ZM118 145V146H119ZM136 145V144H135ZM169 145V146H170ZM139 149L140 148H144L143 146H141V147H139L138 145H136ZM145 146V145H144ZM146 146V147H147ZM152 146H158V142H156V145H152ZM111 147V146H110ZM109 147V148H110ZM115 147V146H114ZM131 147H133V146H131ZM131 147H129V148H131ZM137 147H135L134 146V148H133V150L134 149H136ZM165 147H167V146H165ZM115 148H117V147H115ZM119 149H121V147H118ZM126 148V147H125ZM123 148L124 150H126V152H128L129 154H127V155H125V152H124V156H127L126 158H129V156H131V151H132V153H133V150H131L130 152L128 151L129 150V148ZM156 148L157 147H155V150H156ZM160 148V150L162 149V148H164V147H158L157 149H159ZM167 148H170V147H167ZM222 149V152H220L215 158H213L211 161H210V156H207V155H209V154H212L213 152H215L216 150H218V149ZM80 149H83V151L82 150H80ZM112 149V148H111ZM123 149H121V150H123ZM128 149V150H127ZM141 149V150H142ZM145 149V148H144ZM147 149V148H146ZM145 149V150H146ZM99 150V149H98ZM137 151H135V152H138V149H136ZM151 150H152V148H151ZM163 150H165V152L166 153H168L169 151L168 150H166V148L165 149H163ZM187 151V152H189V154H183L182 152L183 151ZM28 151H31L30 149L28 150ZM113 151V150H112ZM116 151V150H115ZM147 151H148V149H147ZM146 151V152H147ZM153 151V150H152ZM151 151V152H152ZM172 151H170L171 152V155L172 156H170V157H173V154H172ZM31 152H33V151H31ZM40 152V153H39ZM56 152V151H55ZM111 152V151H110ZM114 152V151H113ZM119 152V151H118ZM144 152V151H143ZM145 152V153H146ZM150 152V151H149ZM160 152V153H159ZM163 153H165L164 151H162ZM218 152V151H217ZM39 153V155L40 156H38V157H36L37 156V154ZM109 153V152H108ZM139 153H140V151H139ZM142 153V152H141ZM140 153V154H141ZM144 153V154H145ZM153 153V152H152ZM156 153H157V155H158V157L157 158H160V159H166L165 158V155H162V153H161V151H158L157 152V150H156ZM159 153V154H158ZM41 154H43L42 156H44L45 155V157H41L40 158V160H44V158L46 159V156H48V155H51V154H44L43 152L41 153ZM134 154V153H133ZM137 154V153H136ZM143 154V155H144ZM161 154V155H160ZM108 156H109V154H107ZM112 155V154H111ZM117 155H119V154H117ZM122 155V154H121ZM146 155V154H145ZM148 155V154H147ZM151 155V154H150ZM156 155V156H157ZM54 156H56V155H54ZM53 155H52V158L50 157V156H48V157H50L51 159H53V157H54ZM108 156H107V158H108ZM138 156V155H137ZM156 156L154 157L155 159H153L154 161L157 159L156 158ZM163 156V157H162ZM18 158V163H17V158ZM36 157V158H35ZM142 156L140 155V158H141ZM144 157H146V156H144ZM143 157V158H144ZM166 157H167V155H166ZM175 157V158H176ZM35 158V159H34ZM56 158H57V156H56ZM55 158V159H56ZM118 158H120V157H117V159ZM133 157H131V159H132ZM135 158H137V157H134L133 159L135 160ZM150 159H151V157H149ZM148 157H147V159H146V161L147 160H149L150 161V159H149ZM189 158H192L191 160H189ZM49 159V158H48ZM130 159V158H129ZM130 159V160H131ZM151 159V160H152ZM39 160V161H40ZM47 160V159H46ZM59 160V159H58ZM62 160V161H63ZM119 160V159H118ZM133 160V161H134ZM145 160V159H144ZM16 161V162H15ZM50 161V160H49ZM52 161V160H51ZM15 162V163H14ZM37 162V161H36ZM43 162V161H42ZM42 162H41V165H42ZM44 162L45 163H48V160H47V162L44 160ZM43 162V164L45 165V163ZM53 162V161H52ZM64 162V161H63ZM66 162H64V163H66ZM136 162V161H135ZM18 165H17V164ZM64 163H63V165L60 163V165H62L61 166V168L63 167V166H65L64 165ZM67 164L68 165V167H70V164ZM105 163H106V161H105ZM19 164H20V166H19ZM34 164V165H33ZM50 164V163H49ZM56 164V163H55ZM59 164V163H58ZM17 165V166H16ZM41 165H40V167H41ZM51 165V164H50ZM50 165H48V167L50 166ZM53 165V164H52ZM67 165H66V168H67ZM97 165V164H96ZM43 166V165H42ZM83 166L85 167V166H87L88 168H86V169H89V170H95L94 172H87V171H85L84 169H82L83 168ZM90 166V167H89ZM91 166H92V168H91ZM113 166H119L118 168V170H117V167H115V168H113ZM128 166V165H127ZM17 167V168H16ZM54 167V166H53ZM45 168V167H44ZM59 168V167H58ZM64 169H65V167H63ZM81 168V169H80ZM91 168V169H90ZM111 169V170H112ZM4 170H3V172H4ZM40 170H42V169H40ZM48 170V169H47ZM51 170H54V169H51ZM62 170V169H61ZM79 170V171H78ZM122 169H121V171H123ZM129 170V169H128ZM127 170V171H128ZM78 171V172H77ZM84 171V172H83ZM105 171V170H104ZM120 171V174H122L123 172H121ZM42 172H44V171H42ZM42 172H39L41 175H43L44 176V178H45V173L44 174H42ZM53 172H55V171H53ZM99 172H100V174L101 175H99ZM130 172V171H129ZM5 173H6V171H5ZM38 173V178L39 179H42V178H40L41 176H40V174ZM52 173V172H51ZM163 173H165V172H163ZM13 174H15V179H13ZM49 174H50V172H49ZM53 175H55L54 173H52ZM129 174H131V172L129 173ZM162 174V173H161ZM168 174V173H167ZM175 174V173H174ZM2 175V174H1ZM12 175V176H11ZM160 177H161V175H159ZM4 177H5V175H4ZM12 177V178H11ZM50 177H52V176H50ZM73 177V176H72ZM119 177V178H118ZM130 177V178H129ZM133 177V178H132ZM164 177H166V174H164L163 175V177H161V178H163L164 179ZM171 177V176H170ZM169 177V178H170ZM55 178V177H54ZM127 178H129V179H127ZM176 178V177H175ZM3 179V178H2ZM100 179V180H99ZM166 179H168V177L166 178ZM166 179H164V180H166ZM8 180V179H7ZM125 180V182H127L126 184L124 183V182H122V181H124ZM130 180H132V181H134L135 182V184H136V186H138V184H139V186L138 187H136L134 184H132L131 182H130ZM164 180H162L161 179V181H164ZM47 181V180H46ZM133 185V186H135L134 188H133V186L132 185H130L129 184V182ZM179 181V182H178ZM6 182V181H5ZM57 182V181H56ZM155 183V182H154ZM143 184H144V181H143ZM150 185V184H149ZM149 185H147V186H149ZM146 186V187H147ZM151 186H152V184H151ZM55 187V186H54ZM59 187V186H58ZM160 189V190H159ZM54 190V189H53ZM56 190H58V189H56ZM55 190V191H56ZM158 190V191H157ZM141 192V193H140ZM58 193V192H57ZM148 194H149V191H148ZM153 194V195H152ZM61 195V194H60ZM59 197V196H58ZM57 197V198H58ZM62 199V198H61ZM61 199H59V200H61ZM5 199H3V201H4ZM52 201H54V202H52ZM55 203V204H54ZM71 204V206H72V204H73V206L71 207L70 206V204ZM211 203V204H212ZM58 206V205H57ZM206 207V208H205ZM54 208H56V207H53V210H54ZM214 208V207H213ZM183 209V211H181ZM47 210V209H46ZM45 210V212H49V211H46ZM51 212V215L54 213V211H52V209L50 208L49 209ZM178 210H180L179 212H178ZM209 210V209H208ZM210 210H211V208H210ZM212 210V211H213ZM198 211L196 212V214L197 215H199L198 214ZM53 212V213H52ZM58 212V211H57ZM178 212V213H177ZM186 212H189L188 214H186ZM207 212V211H206ZM177 213V214H176ZM49 214V213H48ZM45 215V214H44ZM50 215V216H51ZM57 216L56 214H53V216ZM52 216V217H53ZM200 216V215H199ZM201 216H204V215H201ZM206 216V215H205ZM58 217V216H57ZM160 217H161V219H160ZM164 217H166L165 219H164ZM170 217V218H169ZM176 217V216H175ZM193 217V218H194ZM209 217H210V215H209ZM209 217H207V219H206V217H205V219L206 220H209L208 218ZM172 218H171V222H172ZM177 218V217H176ZM183 218V217H182ZM201 218V217H200ZM135 219V218H134ZM163 219V220H162ZM204 219V221H205V223H208V221H206ZM211 219H212V216H211ZM48 219H46L45 217H43L42 218V220H40V221H42V222H45V221H47ZM160 220H161V222H160ZM168 220H166V221H164V223H166ZM177 219H175V221H176ZM181 220V218L179 219L178 218V222H177V224H180L179 223V221ZM183 220H184V218H183ZM175 221H173V222H175ZM182 221V220H181ZM136 222V221H135ZM170 222V223H171ZM172 222V223H173ZM175 222V223H176ZM202 222H203V220H202ZM164 223L163 224H159L161 227H162V231L160 230V228L158 227H156L155 229L157 230V229H159V230H157V231H159L160 232V235L162 234L161 232H163V229L165 230L164 231V233L165 232H167V231H169V232H171L170 230L171 229H169V227L172 225V223L170 224H168V225H170V226H168V229H167V225H164ZM180 224V225H182V226H180L178 229H177V227L176 228H174V226H178V225H172L173 226V228L172 227H170V228H172L173 229V231H177V232H175V234L176 235H174L173 234V236H169V234L171 235V233H169L168 232V237H167V239H169V237L171 238V240L169 241V242H171L170 243V245H168L169 244V242H167V246H169L168 248H172V245H173V248H182V247H186V246H181V244H179L180 243V240H181V235H180V237H179V235H178V233L180 232V228H182L183 227V224ZM204 223V224H205ZM152 224H153V222H152ZM155 224V223H154ZM153 224V225H154ZM147 226H150L151 224L149 223V225L148 224H146ZM184 225V226H185ZM28 226L30 227V238H26V239H30L32 242H38V240H39V238H40V235L43 233V228L41 227V225H40V223H39V218H37V216H33V217H30L29 218V220L25 223V224H23L22 226H17V231H16V233L14 234V235H12L11 237H10V254L12 255V261H13V263L14 264H21L23 261H22V259H23V254H24V252L21 250V248H20V246H21V244H22V241H21V236H19V234H21L22 232L24 233L25 232V230L28 228ZM145 226V225H144ZM155 226H157V224H155ZM163 226L164 227H166V229L165 228H163ZM150 227H152V226H150ZM149 227V228H150ZM154 229V228H153ZM180 229V230H179ZM139 230V229H138ZM150 230V232H151V230H152V228H150L149 229ZM148 230V231H149ZM156 230H153V234L154 233H156L157 231ZM179 230V231H178ZM156 231V232H155ZM256 231V230H255ZM144 232V231H143ZM158 232V233H159ZM181 232L179 233V234H181ZM131 233V232H130ZM163 233V236L165 237V239L164 238H158V236L157 235H155L154 234V236H156L157 237V240L158 239H163V241L164 240H167L166 239V235L165 234H167V233H165L164 234ZM174 233V232H173ZM150 234H152V232L150 233ZM178 235V236H177ZM154 236H152V237H154ZM186 236V235H185ZM24 238H25V236H24ZM151 238V237H150ZM9 239V238H8ZM143 241H142V244H147V243H149V241H151L150 239H149V236H147V235H143ZM152 239V238H151ZM225 239V240H226ZM154 240V239H153ZM151 241V242H154V241ZM172 240L175 242V243H173L172 242ZM29 241V240H28ZM159 241V240H158ZM177 241H179V242H177ZM188 241V242H189ZM157 242V241H156ZM184 242V241H183ZM160 242H158V244H156L155 243V245H157L158 247L159 246H162L161 244H159ZM178 243V245H180V247L178 246V247H176V245H174V244H177ZM163 244H165V246H166V241L165 242H163ZM182 244H184V245H186L185 243H182ZM151 245H154V244H150V246ZM155 245L153 246L154 247V249H155ZM28 246V245H27ZM175 246V247H174ZM190 246V245H189ZM38 247V246H37ZM37 247H35L34 248V250L35 249H37ZM153 247L151 248V247H149V248H151V249H153ZM158 247H157V250H159L158 252H156V251H153V252H156V253H154L155 255H153V256H156L155 258H157L160 254H159V252H160V248L158 249ZM193 247V246H192ZM197 247H194V249H195V251H196V249H197ZM26 248V247H25ZM148 248V249H149ZM161 248H163V247H161ZM170 248V249H171ZM187 248V247H186ZM189 248H191V247H189ZM189 248H187L186 250H188ZM141 249V243H140V246H139V249H138V251H137V253L139 252V250ZM150 249V250H151ZM169 249V250H170ZM176 249H175V251H176ZM184 248H182V250H183ZM199 249H198V253L201 255V254H204L205 252H203L202 251V253L199 251ZM156 250V249H155ZM185 249H184V252L186 251ZM190 250V249H189ZM188 250V251H189ZM26 251V250H25ZM28 251V250H27ZM161 251H162V249H161ZM165 251V250H164ZM175 251H173L174 253H175ZM191 251V250H190ZM195 251H194V253H195ZM153 252H152V250H151V253L150 254H148V255H151L152 256V254H153ZM169 251H167V253H168ZM177 252V251H176ZM183 252V253H184ZM187 252V251H186ZM185 252V253H186ZM197 252V251H196ZM71 253V252H70ZM161 253V252H160ZM166 253V252H165ZM163 251H162V257H163V254H165ZM179 253H181V250L179 251ZM192 253V252H191ZM26 254V253H25ZM146 254V253H145ZM159 254V255H158ZM188 254V253H187ZM197 254V253H196ZM199 254H197V256L198 257H196V256H194V258L192 257L191 258V260H192V263H191V260H187L186 258H190V256H188V257H186V258H184V257H182V256H184V255H181V257H180V255H176V253L175 254H168V255H171L170 257H166V258H162V259H153V260H150V261H148V262H146V263H144V264H200V262H201V259L200 258H202V256H204V255H199ZM158 255V256H157ZM186 255V254H185ZM151 256H149V257H151ZM152 256V257H153ZM161 256H159V257H161ZM164 256H166V254L164 255ZM210 256V255H209ZM148 256H147V259L149 258ZM199 258L200 259V262L196 259V258ZM211 258V257H210ZM151 259V258H150ZM193 259H196L195 261H193ZM149 260V259H148ZM211 261V260H210ZM198 262V263H197ZM210 263V262H209ZM125 264V263H124ZM126 264H132V261L130 260L129 262H127Z\"/></svg>",
	"mask_w": 264,
	"mask_h": 264
},
{
	"label": "rangeland",
	"instance_id": "2",
	"mask_svg": "<svg viewBox=\"0 0 264 264\" xmlns=\"http://www.w3.org/2000/svg\"><path fill=\"white\" fill-rule=\"evenodd\" d=\"M102 1V0H101ZM155 1H157L156 2V6H154L153 7V1L152 0H148V1H144L146 4H147V6L150 8V11H151V9H152V7H153V9H154V11H155V17H153V16H151V17H148L146 20L147 21H150V20H161V17H162V15L164 14V12H165V9H166V1H161V0H155ZM204 2H206V3H208L210 6H212L213 8H214V12H213V14L212 15H214V14H219L220 15V17H219V21L221 20V18H222V22L220 21V26H221V23H222V26L220 27V28H218V29H215V30H213L212 31V33L211 34H203V32H201V34H199L198 36H196V37H194V38H190V39H188L189 40V42H187V40H185V39H182V38H174V39H171L169 42H170V44H169V46H167L168 44L167 43H165V40H162V36H161V33L160 32H158L157 31V29H158V26L157 25H153L152 27L154 28V30H153V32L154 33H152V34H148L147 36H148V41H143V42H140V43H133V46H132V49H133V47L135 48H137V51L138 50H140V48L142 47V46H144V47H142L141 49V52L139 51V52H137L135 49V51L137 52V55L136 54H134V56L132 55V53L134 52V50H133V52L131 53V56H132V60L133 59H135V56H137V58L135 59L136 61H140L142 58V60H147V62H140L139 63V61L138 62H136V63H138V64H141V65H143V63H144V65H143V68L140 66V65H138V64H136V66L138 65L139 67H137L139 70H141L142 72H140V74H136L137 76L136 77H139V79H141L142 77L141 76H143V79L146 81H144L143 79L141 80V82H145V83H147L148 84V88L149 89H151V91L150 92H153L152 91V89L153 88H151V82L150 81H153V83H152V85L155 83V79H157L158 80V78L160 77L159 75H161V80H160V78H159V80H160V84H161V82H162V79L165 81V83L167 84V82H168V84L167 85H169V87L170 88H167V89H172V90H174V92H176V91H178V89H182L183 90V92L182 91H178L177 93L179 94V92H181V94L183 95V97L181 96V95H178V97H175L176 98V100H177V98H178V103H177V101H176V103H177V106H176V104L175 105H173V106H175V108H176V110H177V108L179 109V108H181V109H184L185 107H186V105H188V107H189V105H190V107L189 108H192L191 110H193L194 108H193V105L191 106V103L192 104H195V103H198V106L199 107H202V108H204V109H206V108H212V107H217V103H218V101L220 102V104H222V103H224V104H227V105H229V106H231V107H229V108H231V109H229L228 108V110H229V113H232L233 114V111H235L236 110V108H237V112L238 113H240V112H242L241 113V115H242V117H240L239 115H238V113H236V111L234 112V114H233V116L235 115V114H237L236 116L237 117H235L236 118V120H237V118H238V116L240 117L239 119H238V122L236 121V120H234V121H236L235 123V125H233V127H232V129L229 131L231 134H233L229 139H228V142H230L231 144H230V146L227 148V149H229V148H232V147H235V146H253L254 144H256V143H258V141H253V139L256 137H254L253 138V135L254 134H256L257 136L259 135V137L258 138H260V136L261 135H264V121H260V119L262 118V116H260V119H259V121L261 122L260 123V125H263V130L262 129H260V130H262L261 132H259V128L261 127H259V123H258V120L256 121V119H258L259 118V114L261 115V113H259L260 112V106L259 107H257V105L256 106H254L256 103L258 104V103H260L261 102V106H263L264 105V93H262V92H264V87L262 88V86H264V85H262L260 82L263 80L264 81V79H263V77H264V60L263 61H261V62H250V63H247V64H242V65H237V66H227V67H223V69H222V67L221 66H219V67H221L220 68V72H218V73H212V74H215L216 76H220L219 74H221V72H222V70L224 71L225 70V72H222V75H223V77H224V75H226L227 74V78L228 77H233V78H231V79H228V80H231V81H228V80H225L226 82L225 83H219V85L217 84V85H215L212 89H213V91H211L210 90V92H213V93H215L216 95H214L213 93H211V95H214V98L212 97V100L214 101L213 103H211L212 101L210 100V97H208L207 96V94H209L210 95V93H209V91H208V93L207 94H205V91H206V89L207 90H209L208 88H203L204 90L202 91V89L200 88L199 89V86L198 85H195V84H197V82H198V79H197V77L196 76H200L201 74H199L197 71H196V69H199L197 66L196 67H194V66H191L190 64L191 63H193V61H190V64H189V60H194L195 61V59H198V58H200L199 56L201 55V51H203V48H202V50H201V46L203 47L204 45H206V44H209V45H214V46H216V48H217V51L218 52H221L222 50V47H223V52H227V51H229V50H225L224 49V47H225V44H226V42L228 41H230V42H232V41H236V40H238L237 38H236V36L238 37L239 35L240 36H242V35H247V34H251V33H255V32H259V31H261L262 33L264 32V0H203ZM22 2H24V1H22ZM12 3H13V8H14V10H15V12H16V16L17 15H20V16H17V23H9V24H7V25H5V33H6V35H8V36H12L13 37V33H15L14 35H16L17 37L19 36V34L23 37V36H25V35H27V34H29V33H31V36L33 37L34 36V38H37V39H39V43H40V41L42 42V44H43V42H45V44L48 42V40H49V36H50V34L48 33L49 32V25L47 26V24H48V22H47V20H42V18H41V9L42 8H40L41 7V5L39 6V4L37 3V4H35V6L34 5H32V4H34L33 2H31V1H29L28 2V5H27V3H22V4H19V3H21L19 0H12ZM30 3V4H29ZM151 3V4H150ZM21 5V6H20ZM31 5V6H30ZM18 6H20V7H18ZM28 6V7H27ZM33 6H34V8H33ZM29 7H31V8H29ZM35 7H37V8H35ZM27 8V9H26ZM28 8L30 9V12H32L33 14L31 15L33 18H35V21L34 20H32V22H31V20H20L21 19V17L22 16H24V15H26V12H27V10H28ZM39 8V9H38ZM21 11H20V10ZM33 9V10H32ZM140 10V7H137L136 8V11L138 12ZM26 11V12H25ZM229 11H232L233 13H229ZM136 12V13H137ZM20 13V14H19ZM135 13V14H136ZM150 13V12H149ZM39 14V15H38ZM231 14H234V15H231ZM211 15V16H212ZM249 15V16H248ZM211 16H210V18H209V20L208 21H210V19H211ZM234 16V17H233ZM19 17V18H18ZM126 18V20H124V22L126 23V33H125V35H129L130 36V38H132V39H134V38H136L137 37V33H139L140 32V27H141V23H139L137 20H138V18L136 17V15H133L132 17H125ZM154 18H156V19H154ZM251 18V19H250ZM41 19V20H40ZM250 19V20H249ZM20 21H21V23H20ZM34 22V23H33ZM250 22V23H249ZM259 22V23H258ZM36 23V24H35ZM256 23H258V24H256ZM31 24V25H30ZM33 24V25H32ZM18 26V27H17ZM22 26V27H21ZM30 26H31V28H30ZM47 26V27H46ZM22 29H21V28ZM35 27H37V29H35ZM258 27V28H257ZM260 27H262V29H259ZM18 28V29H17ZM25 28V29H24ZM34 28V30H37L36 32H34V34H33V29ZM45 28V29H44ZM31 29V30H30ZM39 29V30H38ZM15 30V31H14ZM24 30H26V31H24ZM47 30H48V32H47ZM17 31H18V33H17ZM42 32V36H39V33H41ZM36 33H38V35H36ZM44 35H45V37H46V39L45 38H43L44 37ZM125 35L123 36V39L124 38H126L125 37ZM229 35H235V36H233L234 37V39H232L231 40V38H233V37H229ZM229 37V39H227L226 38V41H225V39H224V37ZM40 37V38H39ZM223 37V38H222ZM43 38V39H42ZM236 38V39H235ZM239 38V37H238ZM36 39V40H37ZM43 41H42V40ZM45 39V40H44ZM221 40L220 41V43L218 44V40ZM224 39V40H223ZM23 42V40H22V38H21V41H19V44L21 43V44H23L22 43ZM166 42H168V41H166ZM168 42V43H169ZM145 43V44H144ZM189 43V44H188ZM217 43V44H216ZM224 43V44H223ZM123 44H125V40H124V43ZM137 46H136V45ZM143 44V45H142ZM135 45V46H134ZM142 45V46H141ZM178 45H182L183 47H185V49L183 48V49H176V46H178ZM217 45H219V46H217ZM224 45V46H223ZM106 47L108 46V45H105ZM104 46V47H105ZM124 46V45H123ZM140 46V48H138ZM175 47V48H173V47ZM105 47V48H106ZM122 47V46H121ZM169 49V51H167V48ZM179 47V46H178ZM100 48H103V46H100ZM99 47L98 48H96V52L98 51V49H100ZM104 48V49H105ZM171 48H173V50H171ZM179 48H181V47H179ZM218 48H220V49H218ZM104 49H102V50H104ZM107 49V48H106ZM175 49V50H174ZM200 49V53H199V50ZM102 50L100 51L101 53H105V51L104 52H102ZM181 50H183V52L181 51ZM220 50V51H219ZM177 51H181V53L185 56V58L187 59H185L184 58V56L182 55L181 56V54H180V52L178 53ZM99 52V53H100ZM204 52V51H203ZM49 53V52H48ZM135 53V52H134ZM96 54V53H95ZM103 54H98V52H97V54H96V56L98 55L99 57H104L103 56ZM139 54V55H138ZM147 54L148 55H150V56H148V57H151V58H146L147 57ZM179 54V55H178ZM203 54V53H202ZM48 55H50V54H48ZM138 56H139V58H141V59H139L138 58ZM141 56V57H140ZM156 59L155 61L156 62H154V59ZM150 59V61H148ZM141 60V61H142ZM151 61H153V63L151 62ZM186 61H188V62H186ZM133 62H134V60L132 61V65H135V64H133ZM149 62V63H148ZM185 62H186V64H185ZM196 62V61H195ZM194 62V63H195ZM156 64V65H154V67L155 66H159V68H160V70H159V68H156V70H155V68H151V66H153L152 64ZM193 63V64H194ZM197 63V62H196ZM195 63V64H196ZM117 63L116 62H112L111 63V69H110V72L107 74L106 73V75L105 76H107L108 78H110L111 80L113 79V78H118V77H122L121 75L120 76H118L117 75V70H113L112 68H115V65H116ZM147 64V65H146ZM149 64V65H148ZM158 64V65H157ZM160 64V65H159ZM187 64H189L190 66L188 67V66H186ZM194 64V65H195ZM173 65V66H172ZM197 65V64H196ZM149 68H148V67ZM172 66V67H171ZM250 66H252V67H250ZM258 66H259V69L261 70H259L258 69ZM133 67V66H132ZM191 67V68H190ZM234 67H236V69H234ZM247 67H249L248 69H247ZM136 68V67H135ZM145 68V69H144ZM194 68H195V70H194ZM245 68V69H244ZM252 68H257L256 70V72L255 71H253V69ZM134 69V68H133ZM138 69H136V70H138ZM146 70V69H148V71L150 72V75H149V72H147V71H144V70ZM158 69V70H157ZM163 69V70H162ZM216 69V68H215ZM239 69H242V70H239ZM252 69V70H251ZM135 70V69H134ZM135 70V72H137ZM153 71V73L154 74H159L158 76V78H157V75H156V77H155V79L153 78L155 75H153V77H151L152 78V80H150L151 78L149 77V76H151L153 73H152V71ZM166 70V71H165ZM167 70L169 71V72H167ZM210 70H212V69H210ZM216 70H218V69H216ZM237 70V71H236ZM246 70H248V72L246 71ZM250 70V71H249ZM258 70H259V73L260 74H262L261 76H259V74L256 76L255 74H257V72H258ZM47 70H45V71H43V73L44 72H46ZM161 71V72H160ZM163 71V72H162ZM245 72V74H244V72ZM253 71V73H254V75L252 76L251 75V78H249L248 77V74L250 73V72H252ZM138 72V73H139ZM144 72H145V74H144ZM148 74H147V73ZM168 73V74H166V73ZM239 73V74H238ZM253 73H251V74H253ZM172 74V75H171ZM193 74V75H192ZM194 74H197V75H194ZM218 74V75H217ZM147 75V76H146ZM187 75V76H186ZM191 75V76H190ZM243 75V76H242ZM245 75L248 77L247 78V80L249 79H251L250 81H246L245 82V80H246V77H245ZM250 75V74H249ZM44 76H47V75H44ZM100 76H102V75H100ZM132 76H134V75H132ZM163 76H166V77H163ZM170 76H172L171 78H173V79H171V78H169ZM174 76V77H173ZM189 76V78L191 77V81L193 82H190V83H188L187 81H186V83H185V85H184V83L181 81V80H183L184 81V79H181L180 80V77L181 78H187ZM258 76L259 77H261V78H258ZM237 79H236V78ZM239 77V78H238ZM252 77H254L253 79H252ZM135 78V77H134ZM133 77H132V81L130 80L131 79V76H130V78H129V80H128V86L126 87V89H128V91H126L127 93H129V94H125L126 96H127V98H128V100H129V98L130 97H132V99L131 100H133V96H135V98L138 100H140L141 101V99L140 98H138L139 96H140V94H142L143 96L142 97H145V100H146V103L144 102V98H143V100H142V102H139V100L137 101V100H135V98H134V102H139V104L137 103V105H143L144 103V107H141L143 110H144V108L146 109V113L147 114H149V115H144L143 113H145V112H143V110L141 109V111L143 112H141L140 111V106H137L136 104H134V102L133 101H131V100H129V101H131V104L133 103L134 105H136V108H138V110H139V113L138 112H136V113H138V115L139 114H143V116H141V115H139V117L141 116V120H142V117H144L143 118V120H142V122H144V120H145V122H147V116H149L148 118H150L151 119V121L152 122H154L158 127H157V129H158V131H159V129L160 128H163V127H161L163 124H165V122L167 121H165L164 120V118L165 119H167V118H169L168 116L169 115H171L170 114V112L171 111H173V109H172V104L173 103H175V102H173V101H175V98H174V95L176 94H174L173 93V91H171L170 90V92L171 93H173V94H171L170 92H168L169 94H170V96L169 95H167V96H165V95H163V93L165 94V92L164 91H161V90H164V88L166 89V87H163L162 88V85H164V83L161 85V90L159 89L158 91L157 90H155V88H156V86L158 87V83L157 84H154V86L153 87H155L154 88V90H155V92L157 91V93H155V92H153V94L155 93V94H159V97L157 96L156 97V95L154 96H151L152 95V93L150 94V93H148L149 91H147L146 90V92L144 91V93L145 94H143L142 93V90H141V87H143L144 85H145V83H144V85H143V83H141V85H143V86H140V84L138 83L137 84V82H136V80L135 79H137V78H135L134 79ZM146 78V79H145ZM148 78H150V79H148ZM241 78H245V79H241ZM257 79V82L259 83H257L255 80ZM137 80V81H140V80ZM154 79V80H153ZM255 79V80H254ZM133 80H135V81H133ZM150 80V81H149ZM158 80V81H159ZM173 80V81H172ZM236 80H237V82H236ZM240 82H239V81ZM131 81V82H130ZM167 81V82H166ZM179 81H181V82H179ZM263 81H262V83H263ZM130 82V83H129ZM131 83H132V85H133V87L137 84V86L140 88V90L141 91H139V93H138V88H137V86H135L136 88H137V90H136V88H135V90L133 91L134 93H135V91H137V93L136 94H133V95H131L130 96V94H132V91H130L131 89H134V88H130L131 87ZM228 83H230L231 85H233V87L230 85V84H228ZM247 83V84H246ZM254 85V88H253V86H252V84ZM256 83V84H255ZM102 84H103V82L101 83L100 82V84H99V86H98V88H97V92L95 93V95H96V97H97V99L101 102V106H103V102H105V98L107 99V96L104 98V96L105 95H102V93H103V91H104V89H103V87H102ZM181 86H180V85ZM192 85V86H190V85ZM193 84H194V86L195 87H193ZM241 84V85H240ZM251 84V85H250ZM156 85V86H155ZM185 87H184V86ZM221 85V86H220ZM239 87H238V86ZM250 85V86H249ZM258 85V86H257ZM259 85H260V87H259ZM166 86V85H165ZM175 86V87H174ZM188 86H190L189 88H191L192 89V91H190L189 90V88H188ZM225 86V87H224ZM248 86H249V88H248ZM144 87H147L146 85L144 86ZM144 87H143V89H144ZM160 87V86H159ZM168 87V86H167ZM210 87V86H209ZM211 87H212V85H211ZM230 87V88H229ZM238 87V88H237ZM257 87V88H256ZM40 88H41V86H40ZM130 88V89H129ZM178 88V89H177ZM184 88V89H183ZM198 88V89H197ZM217 90H216V89ZM223 88V89H222ZM228 88V89H227ZM235 88H237V90L235 89ZM249 90H248V89ZM262 89V91L260 92L259 90H261ZM148 89V90H149ZM157 89V88H156ZM166 89V90H167ZM229 89H231V90H229ZM239 89V90H238ZM241 89V90H240ZM259 89V90H258ZM43 91V89H40L39 90V92L40 93H42V91ZM176 90V91H175ZM220 90V91H219ZM250 90H252L251 91V93H252V95L249 93V91ZM254 90H256V91H254ZM161 91V92H160ZM196 91V92H195ZM223 91V92H222ZM225 91V92H224ZM228 91V92H227ZM245 91V92H244ZM254 91V92H253ZM257 91H259L258 93H259V95H256V94H258L257 93ZM131 92V93H130ZM141 92V93H140ZM159 92V93H158ZM163 92V93H162ZM189 92H191V93H189ZM196 94H195V93ZM204 92V93H203ZM239 92H240V94H242V96H240V94H239ZM246 92L249 94H247L246 95ZM121 94H122V97H123V95H124V92H123V90L120 92ZM150 94V95H148V94ZM197 93H198V95H197ZM237 93V94H236ZM255 93V94H254ZM54 94V93H53ZM121 94L120 95H118V97H116V98H122L121 97ZM138 94V95H137ZM188 94H190V95H192L193 96V98H191V97H189L188 96ZM204 94H205V96H204ZM217 94H219V95H217ZM221 94V95H220ZM233 94V95H232ZM47 95V94H46ZM145 95V96H144ZM163 95V96H162ZM223 95H225V96H223ZM239 95V97H237ZM48 96L49 97H51L52 96V93H51V96H50V94H48ZM47 96V98H45V101L48 103V101H49V104H50V102H55L53 105H55L56 103L58 104H56V106H54L53 107V105L51 104V107H53L52 109H51V107H50V105L48 104V109H50V110H53L54 111V109L57 107V106H59V107H57L56 109V114L53 112H51L50 110H46V113H47V115L45 114V119L43 120L44 122H46L45 124H44V122H39L38 124H37V126L35 125V126H33V127H29V128H27V130L25 131L24 130V133H22L21 135L19 134L18 136H19V138H21V136L22 135H24V137H23V139L21 140L20 139V142H19V140H17L18 142H19V144H18V142H17V146H16V153H17V157L19 158L20 156L22 157V156H24L23 157V160L25 159V154L27 155V153H26V151L28 152V153H30L29 155H32L33 153H34V156L36 155V153H35V151H41L42 150V152L45 154H51V155H48V156H50L51 158H52V155L54 156V155H56L57 156V158H56V156H54L53 157V159H51L50 157H48V156H46V159L48 160V163H45L44 162V160L47 162V160L44 158V160H40V158L41 157H45V155L44 156H42L43 154H41L40 152V155H39V153L37 154V156L36 157H38V156H40V157H38V160H37V158L35 159V162H34V160L30 157V156H26V158H31L32 159V161H33V163L35 164V165H37L38 164V162H40L38 165H39V170H37V171H39V172H42V171H44V172H42V174H44L45 175V178H44V176L43 175H41L39 172H37L36 174H35V181L37 180V182H40V180H41V182L40 183H45V184H47L48 185V187H50L49 189H51L50 190V194H48V195H51V196H55V194H51V192L53 193V192H55L56 193V199H53V200H55V201H64V200H67L68 199V202L70 201H75L72 197L74 196V198H75V195H73V192H72V189H71V186L72 185H70L71 183L73 184V182L75 181V176L76 175H74L76 172H75V168L76 167H74V173L73 174H71V178H73V179H70L69 180V175H70V171H72L73 172V167H71V164L69 163V162H66L65 160H63V159H61L62 157H60V156H58L60 153L59 152H61V150H63V149H75V148H73L72 146H70V144H66V145H63V143L65 144V142L63 141V140H59V137H61L62 135H60V136H58V131L60 132L61 131V129L65 126V124H66V126H67V124H68V128H69V130H71V133H76V132H81V131H83L84 129H87V128H89L91 125H94L96 122H94V121H90V122H88L85 126H78L76 123H75V117H74V115H73V112H72V109H71V107H70V105H69V101H70V99H69V101L66 99V98H61V96H60V98H59V95H57L56 94V96H54V98L56 99H52V97H51V99L49 98ZM112 96V95H111ZM160 96L161 97H163L164 98V100H166L167 98L166 97H168V99L166 100V102L168 101V104L167 103H165V101H163V99L162 98H160ZM179 96H180V98L182 97V99L183 100H180V98H179ZM194 96H195V98H197L196 100L194 99ZM218 98H217V97ZM226 96H228V97H226ZM255 96H256V99H254L255 98ZM261 96H263V98L261 97ZM63 97V96H62ZM113 98H115V96H112ZM141 97V96H140ZM141 97V98H142ZM154 97L156 98V99H154ZM173 97V98H172ZM206 97H207V100H210V101H207L206 102ZM222 97H224V98H222ZM240 97H242V98H240ZM245 97V98H244ZM260 97V98H259ZM49 98V99H48ZM109 98V97H108ZM169 98H172V99H169ZM187 98L188 99H191L190 101H191V103L189 102V104H188V100H187ZM216 98V99H215ZM219 98H220V100H219ZM225 98H229V99H225ZM64 99H66V103H65V101H63ZM158 99H159V101H158ZM162 99V100H161ZM201 99V100H200ZM202 99H205L204 101H202ZM224 99H225V101H224ZM246 99H248V100H246ZM254 99V100H253ZM48 100V101H47ZM62 100V101H61ZM198 100H200L199 102H198ZM216 100H217V102H216ZM238 100V101H237ZM240 100V101H239ZM258 100H260V101H258ZM57 101V102H56ZM58 101H59V103H58ZM68 101V102H67ZM162 101V102H161ZM173 102V103H171V106H166V104L167 105H170L169 104V102ZM181 101V102H180ZM184 101V102H183ZM186 101V102H185ZM243 101V102H242ZM263 101V102H262ZM45 102V103H46ZM62 102V103H61ZM64 102V103H63ZM159 102V103H158ZM165 104H164V103ZM183 102V104H182V106H184V107H182L181 105H179L178 106V104H180V103H182ZM201 102V103H200ZM204 102H206V103H203ZM249 102V103H248ZM149 105H148V104ZM158 103V104H157ZM162 103H163V105H165L164 107H167L166 109H170V107H171V111L170 110H168L169 111V115H168V113H167V115L164 117V112H166L167 110L162 106ZM185 103H186V105H185ZM229 103V104H228ZM238 103V104H237ZM250 103H251V107H250ZM263 103V104H262ZM39 104H40V100H39ZM39 104L37 105V107L39 106ZM62 106H61V105ZM66 104V105H65ZM233 104H234V107H233ZM65 107H64V106ZM148 105V106H147ZM161 106V107H159V106ZM240 105V106H239ZM133 106V105H132ZM235 106H237V107H235ZM238 106L239 107H241L242 109H243V111H242V109L241 108H238ZM244 106H246L245 108H244ZM36 107V108H37ZM50 107V108H49ZM61 107H63V108H65V109H63V108H61ZM148 107V108H147ZM158 107H159V109H158ZM188 107H186L185 109H187V111H188V113H189V109H188ZM195 107H197V104H195ZM247 107H250V108H252V109H250V110H252V112L253 113H250L251 111H249L248 110V108ZM36 108H34V109H36ZM59 108H60V110H59ZM132 108V107H131ZM151 110H150V109ZM162 108L163 109H165V111L163 110V112H162ZM175 108H174V111L172 112V113H176V114H179V113H181V115L179 114L178 115V117H177V119H176V117H174V115H171L170 116V119L167 121V123L169 124H165L164 125V130H160V132L161 131H165V133L167 132L168 133V135H164L165 137L163 138V136L161 135V134H163L162 132H161V134H159L160 132H157L156 131V126L155 125H151V124H153V123H151V121H150V124L147 122V123H142L141 122V120H140V118H139V121L137 122V121H135L136 119H137V117H136V113L134 112L135 111V107L133 108V110L132 109H130V111H128L129 113H130V115H129V113H127V115H125L124 113H122V114H119L120 116H118V118H117V116H112V118L111 119H113V123H114V121H116V118H117V122H115V124H113L112 123V125H116V128L114 129V128H112L111 126H110V124L108 125L109 127H110V129H107V128H104V125L105 124H102V123H105L106 122V119L104 118L105 116H104V113L102 112V111H100V112H98L97 113V120H101V126H99L98 125V128L96 129L97 131H98V135L99 136H97V137H94L93 139H90V143L89 144H86L85 143V145H86V147H87V149H90L91 148V150H93L94 151V149H95V151H100V152H102V153H104V151H106L107 149V153L105 152L104 154H103V156L105 155V157H104V162H98V163H94L93 165L94 166H97V168L96 167H94V168H92V166H91V168L92 169H96V171L98 170V168H99V165H100V170L102 169V163H104L103 164V167H104V165H105V168L103 169V170H98V171H100L101 172V174H102V172H103V174L105 173V174H109L111 171L112 172H114V171H116V168L115 167H117V170L119 169L118 167L119 166H113V168H115V170L113 171V169L111 168V166L112 165H114V164H116L117 163V165H119L120 163H118V161L120 162V161H122L124 164H125V167L126 168H124V170H123V165L121 164L120 165V168L124 171H121V169L118 171V175H120L121 177H123V176H126L127 174V172H128V175H130V177L131 176H133L134 177V179H138L137 181H135V182H138L139 180H140V183L139 184H142L141 186H140V188H136V187H138L139 186V184H138V186H136V184H135V182L134 181H132V180H130V182L132 183V184H134L135 186H133L129 181V184L130 185H132L133 186V188L135 189V190H137V192H139V190H141V192H145L147 195H149L150 196V190L148 189L147 191H144L145 189H143V185H145V183H146V185L144 186V188H152L153 187V184H154V186L156 187L157 186V184H158V181H160L159 182V184L161 185L162 184V182L165 184H168L169 185V187L170 186H172L175 182H177V176H176V174H178L177 173V171L181 168V166H182V164L185 162V161H187V159H181V158H177L176 157V155L173 153V151H172V146L175 144V143H173V142H176V135H174V132H173V130L174 131H176L175 129L176 128H174V127H172L173 126V123L174 124H178L179 123V121L180 120H183V119H185L186 118V116L187 115H190L191 113H187V111L184 109L183 111L181 110H177L178 111V113L176 112V110H175ZM254 108H256V110H254ZM63 109V110H62ZM161 109V110H160ZM241 109V110H240ZM245 109V110H244ZM62 110V111H61ZM66 110V111H65ZM246 110H247V114H246ZM58 111V112H57ZM61 112V114H60V112ZM145 111V110H144ZM167 111V112H168ZM231 111V112H230ZM256 111V112H255ZM259 111V112H258ZM49 112L52 114H49ZM68 113L67 115H66V113ZM131 112H134L133 114L135 115V117H134V115L133 116H131L132 115V113ZM141 112V113H140ZM184 114H183V113ZM245 112V114H243ZM103 113V114H102ZM121 113V112H120ZM185 113H186V115H185ZM251 114L252 116H253V114L255 115V113H259L257 116H255V117H257V118H255V117H253V118H255V119H252V117L250 116V115H248V114ZM54 114V115H53ZM58 114V116L56 117V115ZM62 114H64L65 115V117H64V115H62ZM99 114V115H98ZM182 114L183 115H185L184 117H182ZM59 115H60V117H59ZM123 115V116H122ZM131 116L132 117V120H130L128 117L129 116ZM248 115L249 117H250V119L248 120V118L246 117V116ZM20 115L19 114H17L16 115V117L18 118ZM46 116L47 117H50V118H52V119H50L49 118V120H52V122L51 121H49L48 122V118H46ZM53 116V117H52ZM62 116V117H61ZM98 116H100V117H98ZM146 116V117H145ZM176 116V115H175ZM179 116H180V118L181 119H179ZM244 116V117H243ZM56 117V118H55ZM67 117V118H66ZM130 117V118H131ZM233 117V118H234ZM246 117V118H245ZM58 118V119H57ZM69 118V119H68ZM103 118V119H102ZM127 118V119H126ZM133 118H134V120H133ZM61 119H63V120H65V122H63V124L60 122V121H63V120H61ZM115 119V120H114ZM118 119H119V123H120V127H118L119 126V124H118ZM129 119V121H134L135 123H131V124H133V125H131V127H130V125L128 126V125H124L125 123L127 124V123H130V122H128V121H126V120H128ZM171 119L173 120V119H176V121L175 122H177V123H175L174 122V120L171 122ZM240 119H242V120H240ZM244 119V120H243ZM247 119V120H246ZM263 119H264V117H263ZM2 119H0V122H4L3 120L1 121ZM56 120H57V122H56ZM59 120V121H58ZM138 120V119H137ZM240 120V121H239ZM262 120V119H261ZM54 121V122H53ZM149 121V120H148ZM163 121H164V123H163ZM58 122H60V123H58ZM170 122V123H169ZM183 121H181V123H182ZM5 123H7L6 121L4 122V123H0V124H3L4 125V130H6V131H10L12 128H11V126L7 123V124H5ZM43 125H42V124ZM55 123V124H54ZM56 123H58V125L60 126V128H61V124H62V128L60 129L59 128V126H57L56 125ZM65 123V124H64ZM117 123V124H116ZM139 123H140V126L141 127H135L134 126V124L136 125V124H138L139 125ZM163 123V124H162ZM171 123H172V126H171ZM24 123H22V124H16L17 126L16 127H14V129H16L17 130V132L19 131V129H22L23 128V125ZM49 124V125H48ZM146 124H148V125H146ZM2 125V126H3ZM8 125V126H7ZM40 127H39V126ZM42 125V126H41ZM55 125V126H54ZM151 125V126H150ZM1 125H0V127H2ZM22 127V128H17V127ZM49 127L50 129H51V127L50 126H52V130H50L49 128H46V127ZM57 126V127H56ZM134 126V127H133ZM146 126L147 127H149V128H147V129H149L150 131H151V129H150V127L152 128V130H153V132L154 131H156L154 134H152V132L150 133V131H149V134H147V136L148 135H150V134H152V136L150 137L151 138V142H150V138L148 139L147 138V141L148 142H150V143H148L147 141H145L146 139V135L144 136V138H143V136L142 135H144L143 133H142V135H141V137L143 138V141H145V143H144V145L142 144L141 145V142H142V139L139 137V140L138 139H136L137 137L136 136H140V134H141V131L143 132V129L142 128H144V131H146V132H148L147 131V129H146ZM167 126H169L168 128H166ZM54 127L55 128H59V130H57V129H54ZM129 127H130V129H129ZM10 128V129H9ZM66 128V127H65ZM68 128L66 129L67 131H68ZM111 128L113 129V130H111ZM119 128V129H118ZM131 128H132V130H131ZM135 128H138V129H135ZM165 128H166V130H165ZM2 129V128H1ZM26 129V128H25ZM28 129H29V131H28ZM106 129V130H105ZM120 129H122V130H120ZM38 130V131H37ZM65 130V129H64ZM107 130H109V132H107ZM117 130V131H116ZM127 130V131H126ZM137 130V131H136ZM138 130H139V132H138ZM169 132H168V131ZM172 130V132H173V134H172V132H170ZM28 131V132H27ZM37 131V132H36ZM39 131H41V132H39ZM53 131H55V132H53ZM110 131H111V134H110ZM123 132V133H121L120 135H119V133H116V132ZM126 131V132H125ZM27 132V133H26ZM43 132V133H42ZM62 132V131H61ZM64 132V131H63ZM113 132V133H112ZM116 134H115V133ZM146 132H144L145 134H146ZM256 132H258V133H256ZM36 133V134H35ZM126 133H129V135L130 134H132V133H135L136 134V136H135V134H134V136L132 137L131 135L130 136H125V134ZM140 133V134H139ZM172 135H170V134ZM262 133V134H261ZM57 134V135H56ZM63 134V133H62ZM106 134H108V135H106ZM109 134L111 135V136H109ZM113 134V135H112ZM118 134V135H117ZM176 134V133H175ZM261 134V135H260ZM39 135H41V136H39ZM45 135V136H44ZM53 135H55L54 137H53ZM116 135V136H115ZM160 135H161V137H160ZM178 135V134H177ZM39 136V137H38ZM56 136H58V138L56 137ZM105 136H106V138H105ZM167 136L169 137V138H172L173 136V142H170V143H172V145H170L169 143H168V141H167V143H168V145H164V142L166 141V140H168L169 138H167ZM37 137V138H36ZM41 137V138H40ZM44 137V138H43ZM125 137V138H124ZM127 137H129V138H127ZM132 137V139H130ZM263 136H261V138H262ZM56 138V139H55ZM51 139V140H50ZM100 139H102V140H100ZM111 139V140H110ZM129 139H130V141H129ZM135 139H136V141L138 142V143H135ZM161 139H162V145L160 146L159 145V142L161 141ZM164 139H166V140H164ZM189 138H188V135H185V134H179L178 136H177V142H178V144H179V146L180 147H182V148H184L185 147V145H186V143H187V140H188ZM264 139V138H263ZM53 140V141H52ZM131 140H132V142H131ZM140 140H141V142H140ZM159 140V141H158ZM170 140V139H169ZM45 141V142H44ZM127 141V142H126ZM172 141V140H171ZM55 142V143H54ZM108 144H107V143ZM154 142V143H153ZM156 142H158V146H152V145H156ZM111 143V144H110ZM134 143V144H133ZM146 143H148V145L149 146H147V144ZM152 143V144H151ZM119 146H118V145ZM138 145L139 147H141V146H143L145 149L147 148L148 149V151H147V149L145 150L144 148L142 149V148H138L136 145ZM151 144V145H150ZM161 144V143H160ZM117 145V146H116ZM170 145V146H169ZM111 146V147H110ZM117 147V148H115V147ZM131 146H133V147H131ZM134 146L135 147H137L136 149H138V152H135V151H137L136 149H134L133 150V148H134ZM147 146V147H146ZM165 146H167V147H170V148H167V147H165ZM110 147V148H109ZM118 147H121V149H123V148H129V147H131V148H129V152L131 151V150H133V153H132V151H131V156H129V158L131 159V157H137V158H135V160L132 158L131 160L129 159V158H126L127 156H124V152H125V155H127V154H129L128 152H126V150H121V149H119ZM155 147H164V148H162L161 150H160V148L159 149H157L156 148V150H157V152L158 151H161V153H162V155H167V157H166V155H165V158L166 159H160V158H157L158 157V155H157V153H156V150H155ZM112 148V149H111ZM125 148V149H126ZM151 148H152V150H151ZM166 148V150H170V151H172V154H173V157H170V156H172L171 155V152L169 151L168 153H166L165 152V150H163V149H165ZM31 150V151H33V152H31V151H28V150ZM99 149V150H98ZM131 149V150H130ZM142 149V150H141ZM80 150H82L83 151V149H80ZM101 150H104V151H101ZM114 152H113V151ZM116 150V151H115ZM56 151V152H55ZM111 151V152H110ZM119 151V152H118ZM139 151H140V153H139ZM144 151V152H143ZM147 151V152H146ZM150 151V152H149ZM153 153H152V152ZM162 151H164L165 153H163ZM218 151V152H217ZM59 154H58V153ZM109 152V153H108ZM146 152V153H145ZM220 152H222V149L220 148V149H218V150H216L215 152H213L212 154H209V155H207V156H210L209 158H210V161L213 159V158H215ZM32 153V154H31ZM127 153V154H126ZM137 153V154H136ZM146 155H145V154ZM160 153V152H159ZM158 153V154H159ZM184 155L185 154H189V152H187V151H183L182 152ZM107 154H109V156L107 155ZM112 154V155H111ZM116 156V163H114L115 162V158H113L114 157V155ZM117 154H119V155H117ZM122 154V155H121ZM144 154V155H143ZM148 154V155H147ZM151 154V155H150ZM138 155V156H137ZM140 155L142 156L141 158H140ZM157 155V156H156ZM161 155V154H160ZM107 156H108V158H107ZM144 156H146V157H144ZM156 156V160L154 161L153 159H155L154 157ZM16 157V158H17ZM20 157V158H21ZM32 157H33V155H32ZM117 157H120V158H118L117 159ZM144 157V158H143ZM147 157L149 158V157H151V159H150V161L149 160H147L146 161V159H147ZM163 157V156H162ZM176 157V158H175ZM18 158L16 159L17 160V163H18V161L20 160V158H19V160H18ZM49 158V159H48ZM56 158V159H55ZM28 159H25L26 161L28 160ZM30 159V160H31ZM59 159V160H58ZM145 159V160H144ZM192 158H189V160H191ZM30 160L29 161H27L26 163H30V164H32V162H30ZM40 160V161H39ZM50 160V161H49ZM53 162H52V161ZM64 162H66L67 164L69 163L70 164V167H68V165L66 164V163H64ZM134 160V161H133ZM37 161V162H36ZM45 163V165L43 164V162ZM105 161H106V163H105ZM136 161V162H135ZM16 162V161H15ZM14 162V163H15ZM41 162H42V165H41ZM16 163V164H17ZM51 165H50V164ZM56 163V164H55ZM59 163V164H58ZM60 163L63 165V163H64V165L65 166H63V167H65V169L62 167L61 168V166L62 165H60ZM111 163H114V164H112V165H110ZM33 164V165H34ZM53 164V165H52ZM97 164V165H96ZM6 165V164H5ZM4 165V167H3V163L2 162H0V208H2V205L4 204V203H6L7 202V199H8V196H9V181H10V178H8V177H10V175H8V172H9V170L7 171V169L6 170H4L5 168H7L6 166ZM18 165V164H17ZM16 165V166H17ZM37 165V166H38ZM40 165H41V167H40ZM48 165H50L49 167H48ZM66 165H67V168H66ZM128 165V166H127ZM19 166H20V164H19ZM54 166V167H53ZM121 166H123V167H121ZM45 167V168H44ZM59 167V168H58ZM90 167V166H89ZM17 168V167H16ZM86 168H88L87 166H83V168L82 169H84L85 171H91V172H94L95 170H89V169H86ZM90 168V169H91ZM40 169H42V170H40ZM48 169V170H47ZM51 169H54V170H51ZM62 169V170H61ZM66 169H72V170H66ZM81 169V168H80ZM112 169V170H111ZM129 169V170H128ZM3 170H4V172H3ZM65 170H66V173H69L68 174V176L67 175H64L65 174ZM105 170V171H104ZM128 170V171H127ZM5 171H6V173H5ZM53 171H55V172H53ZM79 171V170H78ZM77 171V172H78ZM98 171L96 172V173H98ZM120 171L121 172H123L122 174H120ZM131 172V174H129L130 172ZM49 172H50V174H49ZM54 173L55 175H53L52 173ZM84 172V171H83ZM100 172H99V175H101L100 174ZM111 172V173H112ZM163 172H165V173H163ZM38 173L40 174V178H42V179H39L37 176H38ZM117 174V171L116 172H114V175H116ZM162 173V174H161ZM168 173V174H167ZM175 173V174H174ZM2 174V175H1ZM9 174H10V172H9ZM126 174V175H125ZM164 174H166V177H164V179H166L167 177H168V179H166V180H164L163 178H161V177H163V175ZM172 174L173 175H175V176H173V178L176 180V181H174V183H170L169 181H172V180H169V179H172ZM4 175H5V177H4ZM159 175H161V177L159 176ZM12 176V175H11ZM13 179H15V174H13ZM50 176H52V177H50ZM73 176V177H72ZM171 176V177H170ZM55 177V178H54ZM126 177H128V176H126ZM129 177V178H130ZM132 177V178H133ZM170 177V178H169ZM176 177V178H175ZM3 178V179H2ZM12 178V177H11ZM119 178V177H118ZM129 178H127V179H129ZM8 179V180H7ZM161 179L162 180H164V181H161ZM47 180V181H46ZM72 180V181H71ZM100 180V179H99ZM6 181V182H5ZM57 181V182H56ZM70 181H71V183H70ZM143 181H144V184H143ZM122 182H124L125 184L127 183V182H125V180L124 181H122ZM155 182V183H154ZM168 182V183H167ZM179 182V181H178ZM150 184V185H149ZM151 184H152V186H151ZM159 184H158V186L157 187H159ZM164 184H162V186H160L159 188H161V191H165L166 190V188L165 187H167V186H165ZM178 183H175L174 184V187H176L177 189H178V187H180V186H175V185H177ZM147 185H149V186H147ZM55 186V187H54ZM59 186V187H58ZM147 186V187H146ZM163 186H165L164 187V189L162 188ZM155 187L153 188L154 190L153 191H156V189H155ZM156 187V188H157ZM209 186H208V183L207 184H205V187H204V191H203V198L205 199V201L207 202L206 203V205L207 204H209V200H210V204L208 205V207L206 208V211H205V213H199V211H198V214L200 215H197L196 214V212L194 213L193 211H190V216L189 215H186V218H185V216H183L184 214H185V212H184V214L182 215L181 214V212L179 213V215H180V217H178L177 215V213L180 211V210H178V212L176 213L177 215H175L174 216V220H173V218H172V222L173 221H175V219H177L176 221L178 222V218L180 219L181 218V220L179 221V223L181 222H183L184 221V223L186 224L187 223V221L186 220H188V221H190V218L192 217V219H191V221L192 220H194L195 219V217H196V219H201V221L199 220V222L201 223V224H203V225H206V224H209V222L210 221H212L213 220V218H214V216H213V212L215 211V210H213V209H215V206H213L214 204L212 203V201H211V199H210V194H209ZM54 189V190H53ZM56 189H58V190H56ZM158 189V188H157ZM56 190V191H55ZM160 190V189H159ZM148 191H149V194H148ZM152 190H151V193L153 192ZM158 191V190H157ZM166 191H168V188H167V190ZM58 192V193H57ZM140 192V193H141ZM155 192H153V194H154ZM61 194V195H60ZM152 194V195H153ZM59 196V197H58ZM58 197V198H57ZM62 198V199H61ZM3 199H5L4 201H3ZM59 199H61V200H59ZM55 202L56 203V205H52V204H50V208L52 209V211H54V213L53 214H56L57 216H53V214L51 215V211L48 209V208H44V209H42V210H37V213H38V215L36 214L35 215V213H34V215L33 216H37V218H39V222H42V221H40V220H42V218L43 217H45L46 219H48L47 221H45L44 223H53L51 220H49V219H51V218H53V219H56V220H60L61 219V217H60V215H61V212L62 211H59V210H61L60 209V204L62 203H60V202ZM52 202H54V201H52ZM71 202V203H72ZM54 203V204H55ZM212 203V204H211ZM70 204V203H69ZM74 204V203H73ZM73 204H72V206H73ZM58 205V206H57ZM70 206H71V204H70ZM71 206V207H72ZM53 207H56V208H54V210H53ZM59 208V210H57L56 211V209H58ZM61 207H62V204H61ZM214 207V208H213ZM210 208H211V210H210ZM47 209V210H46ZM209 209V210H208ZM45 210L46 211H49L48 213L47 212H45ZM213 210V211H212ZM181 211H183V209L181 210ZM189 212H186V214H188ZM195 214V217L194 216H192V215H194ZM45 214V215H44ZM51 215V216H50ZM201 215H204V216H201ZM206 215V216H205ZM209 215H210V217H209ZM32 215H27V214H25V215H23V216H21V217H19L17 220H16V222H15V224L14 225H9V224H7L9 227H11V233H10V236H12V235H14L15 233H16V231H17V226L19 225V226H22L23 224H25L28 220H29V218L30 217H33ZM53 216V217H52ZM211 216H212V219H211ZM184 218V220H183V218ZM194 217V218H193ZM201 217V218H200ZM205 217H206V219H207V217H209L208 219L209 220H206L205 219ZM136 218H137V220H138V222H139V226H140V232H141V249L139 250V252L138 253H136V255L133 257V259H131V261H132V264H144V263H146V262H148V261H150V260H153V259H162V258H166V257H170L172 254H175L176 253V255H180V257H181V255H184V256H182V257H184V258H186V257H188V256H190V258H186L187 260L189 259V260H191V258L193 257L194 258V256H196V257H198L197 256V254H199L198 253V249L200 248H198L197 247V245L194 243V245H193V242H191L190 243V241L188 242V241H186V239H187V234L189 233V226L191 225L190 224V222L189 223H187V224H189V226H187V228H189L187 231H186V233L184 234V236H183V232H185V230L187 229L186 228V225L185 224H183V227L182 228H180L179 230H180V232L182 231V229H183V232H181V234H179L178 233V235H179V237H180V235H181V240H180V243L179 244H181V246H186L187 248H189V247H191V248H189L188 250H186L187 248L186 247H182V248H184L186 251V253L184 252V249L182 250V248H173V245H172V248L170 249V248H168L169 246H167V242H169L170 240H171V238L169 237V239H167V237H168V232L169 231H167V232H165V233H167V234H165L164 233V229H163V232H161L162 234L160 235V232L159 231H157V230H159V229H155L156 227L158 228H160V230L162 231V225L161 224H163L164 223V221H166V220H168L166 217H164V219L165 220H163V223L161 222V220H160V222H161V226L158 224V223H156L157 221L159 222V218H156V220L155 219H153V220H151L150 218H148V219H146L145 220V222L142 224L141 223V221H140V219L136 216ZM170 218V217H169ZM171 218L166 222V223H164V225H167V229H168V226H170V225H168L171 221ZM188 218V219H187ZM160 219H161V217H160ZM186 219V220H185ZM204 219L206 220V221H208V223H205V221H204ZM202 220H203V222H202ZM175 221V222H176ZM152 222H153V224L155 223V224H157V226H155V224L153 225L152 224ZM171 222V223H172ZM175 222H173L172 223V225H178V226H174V228H176L177 227V229L180 227V226H182V225H180V224H177V222L175 223ZM0 223H2V224H6L5 222H0ZM149 223L151 224L150 226H152V227H150V226H147L146 224H148L149 225ZM168 223V224H167ZM170 223V224H171ZM205 223V224H204ZM145 225V226H144ZM170 226V227H172L173 228V226ZM185 225V226H184ZM152 228V230H151V232H152V234H150L151 232H150V228ZM169 227V229H171L170 231L172 232H169V233H171V235L169 234V236H173V234L174 235H176L175 234V232H177V231H173V229L172 228H170ZM186 229H185V228ZM154 228V229H153ZM163 228H165L166 229V227H164L163 226ZM185 229V230H184ZM149 230V231H148ZM153 230H156L155 232L156 233H154L155 235H157L158 236V238L160 237V238H164L165 239V237L163 236V233L166 235V239L167 240H164L163 241V239L161 240V239H158L157 240V237L156 236H154V234H153ZM178 230V231H179ZM144 231V232H143ZM159 232V233H158ZM174 232V233H173ZM188 232V233H187ZM147 235V236H149V239L152 241L153 239V241L154 242H151V241H149V243H147V244H142V241H143V235ZM177 235V236H178ZM186 235V236H185ZM152 236H154V237H152ZM152 239H151V238ZM186 238V239H184V238ZM225 237V239H226V236H224ZM224 238L223 239H221V240H225ZM227 239H229V238H227ZM169 240V241H168ZM220 240V241H221ZM157 241V242H156ZM166 241V246H165V244H163V242H165ZM184 241V242H183ZM158 242H160L159 244H161L162 246H157V245H155V243L156 244H158ZM172 242L173 243H175L173 240H172ZM177 242H179V241H177ZM170 243L171 242H169V244L168 245H170ZM182 243H185L186 245H184V244H182ZM150 244H154L155 245V249H154V245H151L150 246ZM172 244V243H171ZM211 243H209V244H207V249H208V246L210 245ZM174 245H176V247H180V245H178V243L177 244H174ZM178 245V246H177ZM190 245V246H189ZM193 246V247H192ZM73 247V246H72ZM72 247H70V250L69 251H67V250H63L62 252L63 253H66V252H68V255L70 256V255H73L74 256V258L76 259V257L78 256V254H77V252L76 251H73V248ZM149 247H153V249H151V248H149ZM157 247H158V249L160 248V252H159V256H161L162 255V251L166 254V256H164L165 254H163V257L161 256V257H159L158 255V257L157 258H155L156 256H153V255H155L154 253H156V252H158L159 250H157ZM161 247H163V248H161ZM175 247V246H174ZM194 247H197V249H196V251H195V249H194ZM149 248V249H148ZM152 250V252L153 251H156V252H153V254H152V256L151 255H148V254H150L151 253V250ZM161 249H162V251H161ZM170 249V250H169ZM175 249H176V251H175ZM201 249V248H200ZM200 249H199V251H200ZM165 250V251H164ZM181 250V253H179V251ZM167 251H169L168 253H167ZM173 251H175V253L173 252ZM194 251H195V253H194ZM202 251L203 252H205L203 249L200 251L201 253H202ZM71 252V253H70ZM184 252V253H183ZM192 252V253H191ZM146 253V254H145ZM188 253V254H187ZM197 253V254H196ZM157 254V253H156ZM168 254H171V255H168ZM186 254V255H185ZM200 255V254H199ZM201 255H204V256H202V258H200L201 259V262H200V259L199 258H196L199 262H200V264H206V260H207V255H208V251L207 252H205L204 254H201ZM200 255V256H201ZM147 256L149 257V256H151V257H149L148 259H147ZM151 258V259H150ZM196 259H193V261H195ZM196 260V261H197ZM195 261V262H196ZM191 263H192V260H191ZM198 263V262H197ZM10 264H14L13 263V261H12V255L10 254ZM76 264V263H75ZM190 264V263H189ZM199 264V263H198Z\"/></svg>",
	"mask_w": 264,
	"mask_h": 264
},
{
	"label": "crops",
	"instance_id": "3",
	"mask_svg": "<svg viewBox=\"0 0 264 264\" xmlns=\"http://www.w3.org/2000/svg\"><path fill=\"white\" fill-rule=\"evenodd\" d=\"M56 1L54 24L50 32L52 39L49 36L50 41L47 45L43 44L42 48V42L39 46L30 33L27 34L29 37L20 34L14 38L4 35L5 25L17 23L18 19L12 0H0V114L12 117L17 111L36 108L39 104L40 81L43 82L40 75L45 68H51L52 80L58 79L60 73L70 80L69 105L75 115V123L85 126L88 91L94 74L91 72V64L95 60V54L90 55L88 52L93 46L95 52L96 47L108 43L123 45L126 18L113 12L110 0L108 3L101 0ZM149 9L142 2L139 20L146 18ZM166 10L174 20L189 23L207 22L214 12V8L203 0H168ZM26 13L29 15L22 16L20 20H35L30 16L32 12L29 9ZM20 38H23V44H19ZM48 49L53 54L52 60L47 59ZM215 54L219 56L218 61L223 67L264 60L260 48L211 55ZM199 57L206 61L208 55L201 54ZM47 63L50 65L46 66ZM1 132L3 130L0 128V135ZM210 187L216 198L233 210H249L260 206L264 203V154L246 146L225 150L212 166ZM39 223L43 233L38 242L26 239L30 238L29 226L24 233L19 234L22 237L20 248L24 252L21 264H44L46 258L54 257L58 260L63 256L61 237H66L65 229L55 223ZM255 230L211 243L206 264H264V228ZM10 233L11 227L0 223V264H10ZM76 242L83 259L89 264H126L136 255L141 243L139 222L123 207L101 205L92 208L82 217L76 229ZM35 247L37 249L34 250ZM69 250L70 247L67 248Z\"/></svg>",
	"mask_w": 264,
	"mask_h": 264
}]
</instances>
